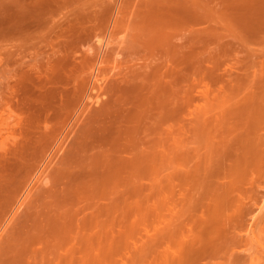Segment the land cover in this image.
I'll use <instances>...</instances> for the list:
<instances>
[{
  "label": "rangeland",
  "instance_id": "1",
  "mask_svg": "<svg viewBox=\"0 0 264 264\" xmlns=\"http://www.w3.org/2000/svg\"><path fill=\"white\" fill-rule=\"evenodd\" d=\"M62 1H63V3H62ZM67 1H68V3H67ZM69 1H71V3ZM73 1L72 0H65V1L64 0H0V107H1L0 108V165H1L0 166V173L4 169H6L5 167H8L7 165L12 164V162L9 160H11V159L14 160V158L17 157L16 159L20 160V161L19 160L17 161L18 163L25 162L27 159V161L30 163L32 162L33 164L32 163L31 164L34 165L35 167L36 166L40 167V165L43 163V166H41V168H43V167H45L46 164L51 163L50 167H49L50 171L48 169V173H49L48 178H50V180L52 179V176H54V172L59 168L58 165H61V162L63 159L62 158L63 152H61L57 158H54L55 160L54 161L52 160V162L51 161L48 162L49 159H51V158L47 157V158H49L47 160L48 163L46 162V164H45L44 163V161H46V160H44V159H46L45 155L48 154L49 151H47L45 149V147H43V145H42L43 142L42 143L41 142H39V143L35 142L36 144L34 145V141H33V143H32V141H27V142L32 143V144L29 143V146L31 145L30 149H29V146H27L26 140H31V139L33 140L34 139L36 141V138L38 139L39 136H41L43 133V131H41V130H43V129L46 130L47 127H49L50 125H52V126H50V128L52 127V130H55L57 132V131H60L61 129L67 127V125L71 124V122L73 121V118L77 114V112H75V111H76L77 106L80 105L78 103L79 102L81 103V101H82V98L80 101V97H84L83 95L85 93V90L87 92H89L87 89L91 90L90 88L92 85H91V81L89 78L90 75L88 76L86 71L89 73V72H91L90 68L93 69L96 66L97 56H98L100 50L102 49L101 47L103 44H106L105 41H108L107 39L109 37H107V36H110L109 40H111V41L108 42L110 47L107 46V47H109V49L107 48V51H106L107 53L103 54L102 59L104 61H103V63H100V66L102 65V67H101V71L98 75L99 79L96 81V84H99V85L102 82L103 83H102L101 88L98 89V92H96V89H94V90H92V92H90L93 95L94 94L96 95V93H97V96L94 95L93 99L86 98V96H85L84 102H88L91 106L89 107L88 111L82 116L83 118H80L81 122L79 121L80 123H77L78 126L80 124L84 125V123L88 120L86 118L90 117L97 107H100L101 102L106 99V96H110L108 94H110L109 92L111 91L112 85L114 86V85H116L117 82L119 83L120 80L122 78H124L125 76L131 75L133 73H137L136 71H139V69H140V71H139L140 73L145 72V71H141V66H143L142 67L143 70H145V69L148 70L151 64L155 65V63L159 62V59H157V57H156V60L154 59L155 57H153V59L155 60L154 61L152 59V57H151V59H150V56L147 57V51L143 52L141 50V49H143V45L145 44L146 41L153 39V37L156 35L155 32H157V35L154 38H156L158 36V33H159V35L165 31L172 33L173 30H176L179 27L181 28V26L183 27L186 24H188V25L190 24L191 26L189 25L190 26L189 29H193L195 31V34L196 35L198 34V36L195 35L196 38H199V39H196L195 37L193 39H191V41L184 39V37L186 38V36L189 34L188 31H183L182 34L176 35L178 37H173L174 39L172 38L173 42L178 43V44H181V42L183 43L184 41L185 42L188 41L186 46L184 44L185 42L183 43L184 45L182 44L183 46H181L182 47L181 49L184 51L190 50V52H193L194 51L193 49H195V51L193 53L196 52L195 54H193V59H192L193 65H192L191 61L189 62L190 64L189 63L184 64L185 67L183 64H181L182 66L178 65L179 66L178 70L182 67L181 71L180 70L178 71L177 69L174 70L175 72L173 71V75L171 76L172 83L169 84L170 86L168 84H166L167 86L164 88V89H166L167 87H169L171 89L172 88L175 89V87H176V88H178L177 90L175 89L176 91H172L174 89L170 90L169 88H167L166 90L167 91L169 90L170 92L169 91L168 92L162 91V93L165 92V93H170V94L165 95V94L161 93L162 95H164L163 97L161 96V94L159 95V97H152V98L149 97L148 98L149 101L152 99L149 102V101H146L147 100L146 95L143 94V93H145V91L142 90V88L141 89L137 88V89L125 90L124 91V100H125L126 96H127L126 100L127 99H128L127 101L130 100V102H127L125 100V102L131 104L132 100H133V102L135 99L137 101V102H134L135 103L134 109H133V105L131 107L133 109V111L135 110V112H136L135 114L133 113L134 115H136L135 117L133 114H131L133 111H131V113L128 112L127 109L130 108V106L128 108L126 107V106H128V104L124 107V105H125L123 103L124 101H122V102H120L121 100L119 101V103H122L123 105H121L119 103H114L117 101L111 102V104L108 105L110 114L108 115L107 119H110L109 118L110 116L115 117V114H117V113H118V115H116L117 118H114V120H116V121H117V119H118V121H120L123 118L122 120H125V119L131 120V122L133 124L138 125L139 123L135 122V121L136 120L138 121L139 119H141L143 121V125H144V122L146 121L145 126L147 128L144 126L142 127L144 131H145V128H146V130L149 129V124H147V123H150V121L151 120L153 121L155 118L160 119V117H162L164 115L165 118L163 117L164 119L162 121L161 128H162V131L164 132L163 133L164 137L166 136L165 139L168 140V138L171 136V134H169V133H171V131H173V132L175 131L176 134L178 132H180L177 136L180 138V140L183 144L182 143L180 144L182 147H179V150L181 149V151H184V152L181 153L178 150L180 152V155H181L178 158L180 159V157H181L182 163H181V159L178 160V162H175V161H174V163L171 162L173 164H175V163L177 164V166H178V167L176 166L177 171L173 170V169H175V168H173L175 166L171 167L172 165L171 166L169 165L172 168V169H170V170H172L170 176H168V173H170V171L166 169L168 172L166 175L167 177L165 178V174H164V178L162 176V179H161L160 174L163 173L164 171H166L165 165L168 162L170 163V161H172V160H170L169 158L164 159L167 162L166 163L163 161L165 163L163 165L165 168L162 167L164 170H162V172L160 170H158L159 172L155 174L154 172H157L156 168L159 169L158 166L160 165V164L157 165L159 163L157 160L156 161L158 163L156 164V161H155L156 155H154V157H153V155L151 156L148 152H146L147 149L144 150L145 148H142V150L144 152L141 150L142 154H140V155H143V158H144V156L147 154L144 159L148 162V165L152 168V170H149L150 173L148 171V172H145V174L150 175L151 171H152L153 174L160 176L159 179H161V180L164 179L165 183L163 181L160 182L161 180L158 179L157 180V181H159L158 184H155L157 186V189H158L159 187H161L160 183H163L162 187H164V188H162V189L160 188L157 191L156 186H154V188L156 189L158 194H159L160 190H162V191H160V193L164 191L163 192L164 196H162L163 200L161 199V196H160L162 193L157 195V194H153V192H152L155 190L152 186L154 185L155 182L157 183V181H156L157 176L155 177V175L154 176H152V174L150 175L152 178L155 177L154 183L152 182V180H154V179H152L150 176L149 177L152 179L151 182L149 180L150 178L146 177V175L140 176V177H146L147 179L141 181L142 179L139 178L137 180L138 182L136 183L135 187H137L138 184H139L138 185V187H139L141 184H144V182L147 181V183H145V185L146 184L148 186L152 185L151 187L153 189H151V187L148 188L147 186H145V188H148L149 189L148 191L151 192L150 193L147 190H145V193H147V195L144 194L146 198L145 197L142 198L141 197L142 195L140 193H139L140 196L138 194L135 195L134 192H137L136 191L137 189H135L132 192L131 198L133 201V206L131 207L130 212H129V221H128L129 225L128 224L126 225V222H125V226H124V224L122 225L119 223H118V225H116V227H115L116 240L114 243V250L112 252V255H110V257L108 259L106 254L105 255L102 254L104 256L99 258L98 262H99V264H120V263L125 264L126 263L125 261H127V263H128L129 259H131L128 264H134L135 261L139 263L140 259H142V260L146 261V263L144 261V264H147L151 261L154 262V264H157L162 257L163 261H164V259L170 260L171 261V262H169L170 264H173L174 263L173 261L183 260V259H184L183 264H184V262H186L185 264H195V263L196 264H206L205 262H207V264H221V263H218V261L220 260L221 262H223L224 261L223 259L226 258V256H225L226 253H228V254L229 253H234V254H241L242 253L243 254L245 252V250H244L245 246L243 245V242L238 240L240 229H238L236 227V225L238 223V221H237L238 214L240 212L238 214H235L234 211L231 210L230 211V213L232 212L231 214L227 213L229 208L225 209V210H227V212H226L222 208V207H224L225 204L220 206L217 203L219 202L218 200H219L220 195L226 196V194L229 192L227 190H229L230 187H227V186H231V185H226L227 182H228V184L229 183L233 184V185L236 184L235 186H232V188H235V189H233V192H234L235 197L237 196L239 198V200L241 201L240 202L238 200V202H240L242 204V206H244L243 208H245V211L246 210L249 211V209L254 207V204L256 203V201L260 200V198L262 197L261 193L264 192V0H213V1L212 0H199V1H197V0H192V1L191 0H109V1L108 0H73ZM64 2H66V3H64ZM197 3H198V5H197ZM18 4H20V5H18ZM74 4H75V6H74ZM102 6H104V7H102ZM111 6H113V7H111ZM198 6H200L201 9ZM105 7L107 9H105ZM108 8H109V10H108ZM202 8H203V10L207 9L206 13L208 10H210L209 13L211 12V14H207V15H211V16L202 17V19H201L200 18L201 16H199V15L200 14L202 15V13H200V12H202ZM100 9H101V11H100ZM221 9H222V11H221ZM194 10H195V12H197V11L199 12L201 10L199 12L200 14L194 13ZM115 11L117 12V14ZM4 12H6V13H4ZM99 12L100 13L102 12V13L98 14ZM122 12H123V14H122ZM203 13L206 15L205 11ZM195 14H196V16H195ZM197 14H198V16H197ZM160 17H161V19H160ZM221 17H222V19H221ZM154 18H156V19H154ZM206 18H207V20H206ZM208 18H210V19H208ZM80 19H81V22H80ZM148 19H149V21H148ZM212 19L215 22H213ZM208 20H210V21H208ZM82 21H84V22H82ZM98 21L100 22V24H98ZM140 22L141 23L143 22V23L140 24ZM210 22H211V24H210ZM159 23L164 24V25L162 24V27H160L163 29V31L156 29L158 26H161V24L158 25ZM93 25H95V26H93ZM209 25H211V27ZM61 26H63L64 29H60V28H63ZM152 26H154V27L152 28ZM155 26H157V27H155ZM174 26H177V28L171 29V28H174ZM203 26L204 27L206 26V28H204ZM91 27H93V28H91ZM141 27H142V30H141ZM169 27H170V29H169ZM146 28H149V29L151 28L152 29V30L150 29L151 32H150V30H148ZM108 29H109V31H108ZM111 29H112V31H111ZM138 29H140L141 31ZM33 31H35V32H33ZM207 31H209L213 37L210 34H208L209 32H207ZM99 32H100V34H99ZM67 33H68V35H67ZM138 33H140V34H138ZM151 33L152 34L154 33V34L152 35ZM202 33H203V35L201 37H199ZM26 34H28V35H26ZM122 34H123V36H122V38H120ZM125 34H127V35H125ZM179 35H184V36H181V40H180ZM18 36H20V37H18ZM94 36H96V37H94ZM146 36L149 39H147ZM70 37L73 39H71ZM137 37H139V38H137ZM119 38H120V41H119ZM140 38H141V40H140ZM142 38H143V40H142ZM43 39H44V41H43ZM68 39H69V41H68ZM89 39H91V40L89 41ZM117 39H118V41H117ZM131 39H132V41H131ZM175 39H177V40H175ZM123 40H125V41H123ZM114 41H115V43H114ZM195 41H197V42H195ZM47 43H48V45H47ZM59 43H60V45H59ZM142 43H144V44H142ZM56 44H58V45L54 46ZM141 44H142V46H141ZM73 45L75 48L72 47ZM92 45H93V48H92ZM118 45H120V46H118ZM122 45H124V46H122ZM127 45H129V46H127ZM132 45L134 46V48H132L133 47ZM64 46H66L67 48ZM81 46H82V49H81ZM125 46H126V49H125ZM188 46L190 49L188 48ZM138 47H141V49ZM51 48H52V50H51ZM86 48H91V49L87 51ZM53 49L56 51H53ZM58 49H60V50H58ZM80 49H81V51L85 50L84 53L81 52ZM131 49H133V50H131ZM137 49H138V51H137ZM93 50L98 51V53L93 51ZM66 51L71 55V57H69L70 55H68V53ZM135 51L138 53L141 51V53L138 54ZM86 52L87 53L89 52V53L87 54ZM91 52H93V53H91ZM145 52H146V54H145ZM53 53H54V55H52ZM73 53H75V54H73ZM116 53L119 55H117ZM47 55H49V56L52 55V56H50V58H49V56L47 57ZM129 55L131 57H129ZM136 55H139V56L137 57ZM144 55H146V58ZM45 56H46V58H45ZM56 56L60 60H57L58 58ZM85 56H87V58H88L87 60H89L91 62L87 63V61L85 60L86 59ZM63 57H65V58H63ZM76 57H79V58L77 59ZM90 57H92L91 58L92 60L90 59ZM47 58L49 59V61L53 62V64L58 65L61 62H63L64 64L63 63L60 64V65H62V68L60 67V70H59L57 65H56L57 68H55L54 67L55 65H54L53 66L54 68H52V69L50 68L51 70L46 69L47 66H45V65H47V62H48ZM195 58H196V60H195ZM63 59H64V61H63ZM121 59H123V60H121ZM45 60H46V64H45ZM128 60H129V62H128ZM132 60H134L133 61L134 66H133V63L130 62ZM148 60L149 61L151 60V61L149 62ZM57 61H59V63H57ZM81 61H83L85 63H83ZM135 61L138 63H135ZM195 61H196V63H195ZM54 62H56V63H54ZM77 63L79 65H77ZM149 63H151V64H149ZM88 64L90 66H92L93 64L94 65L92 67H89ZM147 64H149L148 67H147ZM36 65H38V66H36ZM128 66L129 67L131 66V67L129 68ZM137 66H138V69H135ZM139 66H140V68H139ZM84 67H87L86 68L87 70L83 69ZM88 68L90 71L88 70ZM35 69H37V70H35ZM80 70L82 71L81 73H80ZM118 72H119V74H118ZM129 72H130V74H129ZM80 74H82V76ZM84 74H87V75L84 76ZM120 76H122V77H120ZM84 77H85V79H84ZM87 77H88V80L86 79ZM105 86H107L106 87L107 90H106ZM172 86H174V87H172ZM177 86H179V87H177ZM178 90H180V91H178ZM142 91H144V92H142ZM141 95H143L144 99H146V100H144L143 96H141ZM60 96L63 98H61ZM165 96H166V98H165ZM90 97H92V95ZM139 97L142 98L141 101H143V100L145 101V103H143V102H142L143 104L141 103V106H140V104H138L139 103V101H138ZM161 97L163 99H161ZM5 98H7L8 100ZM164 98H165V100H164ZM63 99H66V100L69 99V103L72 105L69 104V106H68L67 104H63V103H68V101L66 102L65 100H64L65 101L64 102ZM122 99H123V97H122ZM167 99H169V100H167ZM95 100H97L99 103L97 102V104H96ZM153 101L155 103H152ZM14 102H17V103H14ZM57 102L59 104L61 103L60 107L64 105L63 111L60 110V108L58 110L59 104ZM133 102H132V104H133ZM148 102L151 105L148 107H145L144 106L145 104L149 105ZM9 103H10V105H9ZM170 103H172V104H170ZM112 104H113V106H112ZM116 104H118V105H116ZM110 105L112 106L111 111H110ZM120 105H121V107H120ZM152 105L154 107H152ZM170 105H172V106L168 107ZM16 106H18V107H16ZM65 106H68L69 108L68 107L67 108L69 110L66 109ZM71 106L73 109L71 108ZM135 107H137L138 109L140 108V111L139 110L136 111L137 108L135 109ZM143 107H145V108H143ZM123 108H126V111ZM163 108H166V109H163ZM186 108L188 111H186ZM150 109L152 111H154V113ZM201 109H203L204 111ZM14 110H16V111H14ZM129 110H131V109H129ZM165 110H166V113H165ZM169 110H170V112L174 111V113H176L177 116L173 115V113H170ZM30 111H31V113H29ZM116 111H118V112H116ZM144 111H145V113H143ZM191 111H194V114ZM137 112H138V114H137ZM14 113H16V114H14ZM89 113H90V116H89ZM140 113H142V116ZM146 113L148 116L146 115ZM19 114L21 117L24 116L23 117L24 119L20 118ZM42 114H43V116H41ZM49 114H51V117L49 116ZM61 114H63V115H61ZM67 114H68V116H67ZM130 114H131V116H130ZM143 114H144V117H143ZM165 114H167V116ZM57 115H58V117H57ZM152 115H153V117L151 119ZM171 115L177 117V118H175V121H177L179 123L178 124L179 129H178L177 124L174 123V121H173L174 119L172 118L173 116L171 117ZM199 115H203L204 117L202 116L200 118ZM47 116L49 117V119H51V121L50 120L47 121L48 123L45 122L48 126L46 124H44V122L43 123L41 122L43 120L45 121L44 117L47 119ZM168 116H170V117H168ZM196 116L198 119L196 118ZM30 117H34V119L36 117V120H38V121L41 120V121H40V123L34 124V126L36 127L35 129H38L37 131L32 127L34 129L32 131L35 132V135H33L34 133L31 132L32 134L28 136L27 134L28 133L30 134L31 130L29 131L28 130L29 127H26V122L28 120L27 118L30 119ZM132 117H134V118H132ZM136 117H137V119H136ZM139 117H141V118H139ZM84 118L86 119V121ZM17 119L20 122L16 121ZM147 119H149L150 121L148 120L149 122H147ZM167 119L169 121H167ZM170 119H173V120H170ZM196 119H197V121H196ZM64 120H65V122H64ZM112 120H113V118L111 119V121ZM203 120L205 121V123ZM202 121H203V123H201ZM209 121H210V123H209ZM167 122H168V124H167ZM41 123L44 124V126H46V128L45 127H43V128L39 127V124L42 126ZM49 123H50V125H49ZM197 123L200 125H198ZM20 124H22V125H20ZM105 124H106V126L105 125L104 126L106 127L107 131L111 132L110 129L113 130V132H111V133H113L115 136V133H114V131L116 132V130L114 129L115 124L111 123L113 125H111V127L108 126L109 130L107 128L106 122H105ZM141 124H142V122L138 125L139 130L141 129L140 128ZM169 124H170L171 130L168 126ZM57 125H59V126H57ZM63 125H64V127H63ZM108 125H110V124H108ZM185 125H186V127H185ZM78 126L77 125L75 126L74 131L72 132V135L74 133L75 134L73 136L71 135L72 139L71 138L68 139V141L70 139L71 140L66 143L64 150L68 149V147H69V149H70V147H72L71 143L74 142L75 138L78 136L80 130L82 129V125H80L79 127ZM172 126H174V128ZM207 126H208V128H207ZM77 127H78V129L81 127V129L78 130V129H76ZM150 127H151V125H150ZM199 127H201L200 129L203 128L202 131H200ZM26 128H27V131H26ZM39 128H41V129L39 130ZM48 129L46 132L49 133V131H50V133H51L52 130L50 129L48 131ZM75 129L77 132L75 131ZM246 129H248L250 131V133H252V131H253V133L251 134V137L253 139H255L254 140L255 143L253 142L255 145V146L253 145V147L255 148V151H254L255 153L253 152L254 149H253L252 145L250 146V144H249V147H252L253 150L249 149L247 147L248 146L247 143H246L247 146L246 145L242 146L243 148L245 147L247 150L249 149L252 151V154H251V151L245 152V153H249L250 154L249 156H247L248 154L245 155L244 152L241 151V150H245V149H242L241 147H239V151L237 153V156L239 157V153L242 152V154H240V157H239V158H241V160L240 159H238V160H240L239 163H243V164L239 165V164H237L238 160H236L237 159L236 158L237 156L235 155L236 153L235 154L233 153L234 151L236 152L238 149L234 150L233 148L236 149V146L234 145V143L238 140H241V137H242L241 135H244L245 133L249 134V131H247ZM253 129H255V131L257 133H255V131ZM143 130H141L140 132H142ZM229 130H231V131H229ZM244 131H246V132H244ZM26 132H28V133H26ZM108 132H105V134H107ZM145 132H149V130L145 131ZM241 132L242 133L244 132V134H240ZM36 133H38V134H36ZM44 133H43V135H44ZM111 133H108L109 136H113V135H111ZM190 133H192V134H190ZM103 134H104V132H103ZM126 134H128V133H126ZM142 134H146V133H142ZM101 135H99V136H101ZM118 135H120V134H118ZM122 135H123V133L119 137L115 136L116 138L113 136L114 137L113 141H110L111 138L109 137L110 140L107 139L108 142L104 138V137H106V135L104 137L102 136V138H104V141H106L107 143L114 142V144L116 143V140L118 138V141L116 144H117L118 148L121 147V149H122V147L123 148L125 147L124 150L122 149V152L125 153L124 152L125 149L128 150V148H126L127 145L124 146L125 145L124 142L126 139H123V138H127V136L124 134L122 137ZM234 135H235V137H234ZM236 135H238L240 138ZM24 136L25 137L27 136L30 138L29 139L26 138V140H25ZM34 136H36V138ZM99 136H97L95 138V140H96L97 144L102 145L103 141L101 142V140L99 139L100 138ZM228 136H229V140H228V138H226ZM190 137H191V140L189 139ZM248 137H245V139H248L247 141H250L251 140L250 136H248ZM254 137H256V138H254ZM23 138H24V140H23ZM106 138H108V137H106ZM243 138H242V140H243ZM121 139L123 141H121ZM165 139H164V141H165ZM186 139L189 142V144H187L188 142L186 141ZM188 139L190 141H192L193 139L194 140L192 142H190ZM203 139H204V141H201ZM207 139H209V140H207ZM245 139H244V143L246 142ZM22 140L25 141L26 145L23 144ZM42 141H44V140H42ZM97 141H99V142H97ZM194 141H195V143H193ZM165 142H167V141H165ZM239 142H237V143H239ZM237 143H235V144H237ZM240 143H242V145H244V143L242 141ZM240 143H239V145H240ZM250 143L252 144V142H250ZM151 144H153V142L150 143V145H149V143L147 145H149L151 147L152 146L155 147V143L153 145H151ZM204 144H206V145H204ZM22 145L25 146V149H24V146H22ZM37 145L39 146V148ZM106 145H108V144H105V142H104L102 147L105 150L107 148H109V151H108V149L106 150L108 155L110 154V156H111V157L109 156L108 164H109V166H111V168L114 167L116 170H118L119 167L121 166L122 161L125 162V159H123L125 156L123 157L122 152H120L121 150L118 151V152H120L121 158L118 155L119 153L112 151V150H116V148H114V146L112 148H110L113 145V143H112V145H108L109 147H106ZM158 145H161V143H159ZM32 146L35 148L37 147V149L35 150L34 148H32ZM66 146H68V147L66 148ZM183 146H185V147L187 146V147L185 148ZM194 146H196V147L193 148ZM232 146H233V148L231 149L230 147H232ZM237 146H238V144H237ZM151 147L148 149V151L150 152L151 150H154V154H155V152H157L156 149H158V150L160 149V151L164 149L163 147H161V148L156 147V149L155 148L151 149ZM212 147H214V148H212ZM228 148H230L231 151H233V150L234 151L231 152L230 149H228ZM240 148H241V150H240ZM17 149L18 150L20 149L21 151L19 152ZM95 150L92 147V149H90L89 153H93ZM117 150H119V149H117ZM194 150H196V151L194 152ZM17 151L20 154L17 155V153H16ZM66 151L67 150H65V152ZM110 151H111V153H110ZM165 151L166 150H164L162 152L165 153ZM167 151H169V150L167 149ZM186 152H187V154H186ZM216 152H218V153H216ZM29 153H32V156ZM39 153H40V155H39ZM116 153H117V155H116ZM213 153L217 156H214ZM231 153H233V154H231ZM33 154L37 155V156H34ZM126 154H124V155H126ZM205 154H207V155H205ZM14 155H15V157H14ZM19 155H21L25 160L22 158H18ZM26 155L27 156L29 155L31 157L28 156V158H25ZM183 155H184V157H183ZM242 155L244 158L241 157ZM254 155H255V157H253ZM112 156H115V157H112ZM126 156L128 157V155H126ZM185 156H186L187 160L189 159V156L191 157L189 160L190 162L185 161L186 160V159H184ZM245 156H246V160L248 157L249 161L244 160ZM11 157H13V158H11ZM40 157H42V158L40 159ZM233 157L236 159L234 160ZM140 158H141V156H140ZM42 159H43V161H42ZM56 159H58V160H56ZM149 159L151 160V162L149 161ZM59 160H60V162H59ZM167 160H169V161H167ZM197 160H198V162H196ZM200 160H202V162H204L203 163L204 165L202 164V162L200 163ZM8 161H9V164H8ZM40 161H42V162H40ZM219 161L220 162L222 161V162L220 163ZM244 161L247 162L246 165H244V163H245ZM4 162H6L5 166L3 165ZM117 162H119L120 166ZM192 162H193V164H192ZM195 162L199 167L197 165L196 166L194 165ZM27 163H26L25 167L29 164V163L28 164ZM115 163L117 165H115ZM154 163L157 165L156 168L154 166ZM184 163L187 164L188 166L185 165ZM188 163L189 164L191 163V164L189 165ZM198 163H200V164H198ZM161 164H163V163H161ZM32 165L31 166L28 165L29 169L31 171H32V169H31L32 167H33V169L35 168ZM200 165H202V166H200ZM242 165H244L246 169L243 168L244 166L241 167ZM54 166H55V168L53 169L52 167H54ZM153 166H154V168H153ZM166 166H168V165H166ZM191 166L192 167L195 166V170H194V167L192 168L194 173H193V171H189V170H192V169H190ZM25 167H24V163H23V166L20 167V169H18L16 172H14L15 177L12 174L13 177H11V179L12 178L13 179L12 180L10 179L11 180L10 182L18 181V179L23 174V172H26L25 169H28ZM160 167H161V165H160ZM197 167L199 168L198 170H196ZM200 167H202V168H200ZM22 168H23V170H22ZM149 168H147V170ZM178 168L181 170L179 171ZM203 168H204V170H203ZM1 169H3V170H1ZM120 169H122V166ZM13 170H15V169H13ZM19 170H21L20 174H19ZM199 170L201 171L200 173L198 172ZM121 171L124 172L123 170H121ZM121 171H120V173H122ZM36 172H37V169H36ZM36 172L34 170V172L32 174V176H33L32 180L35 179V176H37L35 174ZM130 172H132V171L130 170ZM195 172H196V174H195ZM17 173L20 175L19 177L17 176ZM125 173H127V174L121 175V177H122V179H120L121 181H124V180L126 181V179H125L127 177L126 175H129V173L128 172H125ZM173 173H175V174L172 175ZM180 173H181V176H179ZM182 173L184 175L186 173V175L183 176ZM189 173H192V176ZM204 173H205V175H204ZM227 173H228V175H227ZM34 174H35V176H34ZM102 174L103 173H101V177H102ZM132 174H133V172H132ZM132 174L130 173L129 176H133V177L128 176V178H130V180L127 179V181H131V182L133 181V185H134V181L136 182L135 179H137L138 177L135 174H133V175ZM201 174H203V175H201ZM219 174H220V177L218 176ZM124 175H125V177H123ZM161 175H163V174H161ZM188 175H189V178L187 177ZM199 175H200L201 179L196 178V177H199ZM16 176L18 177V179L16 178ZM77 176L78 175H75V176L73 175V177H76L77 178L76 180L78 181ZM228 176H229L231 181L229 180ZM80 177L81 178H79L78 183L82 180V184H84V186H85L87 184V182L85 181L86 182V184H85V183H83V181L86 179L84 178V176L82 174ZM134 177H136V178H134ZM194 177L196 178V180ZM209 177H210V179L211 178L212 179L210 180ZM217 177H218V179H217ZM224 177L227 178L230 182L227 179H225ZM73 179L74 178L71 177L72 181H74ZM197 179H199V181H201L203 184L201 182H199ZM38 180H41V179H36V181L33 180V183L30 182L29 187L33 186L34 187L33 190L38 191V193L35 192V193H37V194H35V196L38 198V200L40 199L42 201V199L44 197L42 193L47 187L50 186L49 184H51V183H50V181H49V184H48V182H46L47 185H45V183H44V185H45V188H44V185L42 187V184L44 181L38 182ZM139 180L141 181V183ZM148 180L150 183L148 182ZM173 180H175V181H173ZM212 180H214V181H212ZM226 180H227V182H226ZM178 182H180V183H178ZM198 182H199V184H197ZM205 182L207 185L206 184L204 185ZM222 182L223 183L226 182V183L222 184ZM171 183H173V185ZM183 183H185V185ZM193 183H195V184H193ZM79 184H81V182ZM79 184H77V186ZM165 184H167L169 186H166ZM180 185H182L183 187L182 186L180 187ZM219 185L220 186L225 185V187H224L225 189L222 188V186L220 187ZM81 186H83V185H81ZM81 186H79V188H82ZM172 186H173V188H171ZM188 186L190 188H188ZM204 186H206V187H204ZM236 186H238V187H236ZM166 187L169 188V190H167ZM201 187L204 188V189L202 188L203 189L202 192H203L204 196L207 197V199L204 196H202L203 194L201 192ZM170 188H171V190H170ZM179 188L182 189L183 192ZM195 188L198 190V192ZM198 188L200 189V192H199ZM218 188H220V192H219ZM232 188H230V191L232 190ZM236 188H238L239 190ZM88 189H90V188H88ZM88 189H87V187H85V189H84L85 192L88 191ZM92 189H94V188H92ZM92 189H90L89 191L91 192ZM172 189L174 191L175 190L176 191L174 192ZM207 189L210 192L212 191V189H214L215 194H213V191H212V194H213L212 195L210 192H208ZM217 189H218V192H217ZM222 189H224L225 191ZM33 190H32V193H30V195H29L30 198L28 197L25 200L26 202L24 203V205H22V207L20 209L23 211V213H22V211L18 210L17 213L12 218L13 221L11 220L10 222H8V224L5 220L8 218L7 221H9L10 215L15 210L14 208H16L17 206H15L14 200L13 201L11 200L12 202L10 201L8 205L5 204L6 206L5 205L0 206V209H1L0 214L6 215V216H4L5 219H4V217L0 218V224H1L0 233L2 232V235H0L2 238V240L0 242L1 248L5 247L7 245V241L10 239L9 238L10 235H9L8 239L6 238V240H4L5 237H7V235L9 233L12 236L13 232L20 226L22 218L25 219L24 218V216H26L25 212L27 211L26 212L27 214H28V211L30 212L31 208H29V206L30 207L33 206L35 208L36 206H38L41 203V201H38L37 198L34 195H32L34 192ZM80 190H82V189H80ZM95 190L96 189L92 190L93 196L96 195L97 190L96 191ZM192 190H194V192ZM206 190L208 193L206 192ZM77 191H78V194L82 192V191L80 192L79 190H77ZM94 191H95V193H94ZM165 191H167V192L169 191L168 193H170V191H172L171 192L173 194L172 199H169V198H171L172 194L167 195L168 193ZM223 191H224V193H223ZM204 192L207 195H205ZM225 192H227V193H225ZM233 192H232V194H233ZM2 193H3V191L1 190V192H0L1 196L3 195ZM17 193L13 194V197H15V199L18 195ZM119 193H121V195ZM165 193H167L166 195L168 196V198L165 197L166 196ZM177 193L180 195H178ZM185 193L188 196L185 195ZM198 193L202 194V195H200V197L202 196L201 200H199L200 198L198 196L199 195ZM216 193H220V195L219 194L217 195ZM221 193H223V194H221ZM15 194H17V195H15ZM70 194H73V193L70 192L68 195H70ZM82 194H84V191H83V193L79 194V197ZM88 194H89V192L85 195L87 196ZM115 194H116V196L117 195L123 196L124 195L123 187L120 186L119 190H118V194H117V192ZM208 194H209V196L212 195V197L215 196V197H213V200L216 197H218V198H216V200H214L216 202L215 205L213 204L214 201L210 202V200L212 198L208 199ZM4 195H5V191H4ZM134 195H135V197H137V200H138V196H139L140 201L139 200L138 201L141 203V206H138L139 202L137 203V200L134 199L135 198ZM194 195H196L198 197H196ZM227 195H228L227 196L228 199H229V196L230 197L233 196L230 194H227ZM73 196L75 198V195H73ZM93 196L90 195L91 198ZM106 196H108V195H106ZM116 196H114V197H116ZM185 196H187V197L192 196V197H190V199L188 200V198H186ZM10 197H11V195L9 196V198ZM66 197H67V195H66ZM69 197L70 196H68V198ZM72 197L70 198L72 201L70 199H67V201L69 203H67V201L66 202L63 201L62 199H64V198H62V199L59 198V199H61V201L59 200L60 202L58 201V203H60L59 205H60L61 209L60 208L59 209L61 212L71 211V213H73V210H74L73 214H75V212H77V214H78V211H79L78 209L85 210V207H83V206H84V203H86L87 198H85V197L82 198L83 196H81L80 199L77 198V199H75V202H74V200H73L74 198L72 199ZM76 197H78V195ZM195 197L199 200V203H198V200L195 199ZM235 197L233 196V198H235ZM237 197L235 198V200L232 198L233 199L232 201L234 203H236ZM141 198H142V200H144V202L141 201ZM33 199H36V200L32 201ZM119 199L120 198L118 197L117 200H119ZM191 199H192V201H190ZM76 200H78V201H76ZM87 200H89V198ZM173 200H175V202ZM62 201H63V203H61ZM163 201L165 202V204ZM169 201H171L170 204H169ZM177 201L179 203V206H178V203H176ZM193 201H194V203L192 204ZM34 202L36 203V206H35ZM37 202H39L38 205H37ZM70 202L71 203L74 202V206H72V204H70ZM82 202H83V205H82ZM103 202H105V201H103ZM166 202L168 204H166ZM185 202H186V204H185ZM208 202H209V204H208ZM11 203H12V205H11ZM32 203H33V205H32ZM143 203H145V204H143ZM230 203H232V202H230ZM175 204H177V205H175ZM189 204L191 206H189ZM210 204H213L212 206L214 207V209H216L218 207V206H216V204L219 205V208H217L215 211H218V209H221V213L220 212L217 213L216 216H213V213H212V216L210 215L211 216V218H210V216L208 214H210V210H211V208L213 209V207L210 206L211 208L209 210L207 208L204 209V206L208 207ZM9 205H10V208H9ZM13 205H14V208L11 207ZM27 205H28V208H27ZM75 206H78L77 207L78 211L75 210L76 209ZM198 206H200V207L198 208ZM215 206H216V208H215ZM33 207H32V210L34 209ZM71 207H72V210H69V209H71ZM74 207H75V209H74ZM80 207H82V208H80ZM187 207L192 208V209H188ZM194 207H196V208H194ZM11 208L14 210L12 211ZM168 208H170V209H168ZM197 208L199 209L198 210L200 213L199 216L197 214L198 211L195 213ZM3 209L5 212H3ZM187 209L191 212V214H189L190 212ZM200 209L202 211L204 210L206 215L201 214ZM222 209H223L225 214L222 213ZM90 210L91 209L86 210V211L90 212ZM116 210H118V208ZM164 210H166V211L164 212ZM167 210H168V212H167ZM176 210H178L179 212ZM207 210H208V212L206 213ZM192 211H194V213ZM18 212L19 213L21 212V214L19 215ZM118 212H119V210H118ZM17 214H18V216H17ZM83 214H84L83 218H85V214H87V212L84 213V211H83ZM195 214L197 216H195ZM226 214L228 216H230V217L227 216V219H226ZM78 215L77 216L80 218V214H78ZM117 215H119V214H117ZM193 215L195 218L193 217ZM168 216H169V218H168ZM217 216H219V217H217ZM223 216H225V219ZM14 217H15L16 222L18 221L19 223L15 224ZM78 217L75 218L76 221H75L74 217L72 218L74 220V224H75V222H77V219H79ZM196 217H200L201 219L198 218V220H197ZM203 217H204V220H203ZM86 218H87L86 220H88V217H86ZM2 219L5 221L4 225H3ZM228 219H229V221H228ZM80 220H83V219H80ZM227 221L229 223L231 222L230 223L231 226L228 225V227H227ZM58 222H59V220H58ZM212 222H213V224H212ZM217 222H218L219 227H217L218 225L217 226L215 225V224H217ZM5 223L7 224V226H5L6 225ZM53 223L55 224V223H57V221L53 222ZM195 223H197V224H195ZM201 223H203L204 225ZM233 223H234V225H233ZM199 224H200V228H199ZM51 225H53L52 222L49 226H51ZM69 225L70 224H68V226ZM178 225H180V226H178ZM4 226L7 229H5L6 232L3 233ZM175 226L177 228H175ZM211 226L213 228L212 230H211ZM234 226L236 228H234ZM11 227H12V229H11ZM225 227L227 228L228 231L226 230ZM62 228L63 227H61V229ZM178 228H180V230L181 229L182 230L178 231ZM8 229H9V233H8ZM63 229H64L63 231L65 232V228H63ZM213 230H214V232H213ZM205 231H206V233H205ZM242 232H244V231H242ZM173 233L176 236H173ZM177 234H179V236ZM180 234H181V236H180ZM208 234L210 235L211 238L209 239V237H208V241H207V237H205V236H207ZM198 235L200 236V238ZM225 235H227V237H225ZM261 241H262V243H264V234H262V236H261ZM165 242L170 243V246L172 245V243L175 245H177V243H180V247L182 246V250H180L178 252V250H179V248H178V250L176 249V254L174 253L175 250L173 251V253H174L173 254L172 248L169 249L168 248L169 244H166ZM262 245H264V244H262ZM173 246L174 245H172V247ZM191 246H193V247H191ZM177 247H179V244ZM194 248L195 249L197 248V250L195 251ZM184 249H185V253H184ZM215 249H220V250H215ZM169 253H171L172 255L171 254L169 255ZM195 254H197V255H195ZM228 254H227V258H228ZM200 256H202V257L200 258ZM175 258H176V260H175ZM198 258H200L201 260ZM134 259H135V261H134ZM154 259H157V260H154ZM106 260H108V261H106ZM185 260H187V261H185ZM156 261H158V262L156 263ZM215 262H217V263H215ZM140 263L143 264V262H140ZM160 263H161V261L159 262V264ZM164 263H165V261H164ZM169 263H167V264H169ZM175 264H182V263L181 262L179 263V261H178ZM226 264H228V261Z\"/></svg>",
  "mask_w": 264,
  "mask_h": 264
},
{
  "label": "bare ground",
  "instance_id": "2",
  "mask_svg": "<svg viewBox=\"0 0 264 264\" xmlns=\"http://www.w3.org/2000/svg\"><path fill=\"white\" fill-rule=\"evenodd\" d=\"M65 1V0H64ZM73 1V0H72ZM109 1V0H108ZM107 1V2H108ZM192 1V0H191ZM197 1H199V0H197ZM213 1V0H212ZM37 2V1H36ZM70 3H71V1H69ZM74 2V1H73ZM151 2V1H150ZM174 2V1H173ZM195 2V1H194ZM219 2V1H218ZM4 3V2H3ZM34 3V2H33ZM56 3V2H55ZM62 3H63V1H62ZM64 3H66V2H64ZM67 3H68V1H67ZM69 3V4H70ZM106 3V2H105ZM104 3V4H105ZM109 3V2H108ZM178 3V2H177ZM190 3V2H189ZM203 3V2H202ZM201 3V4H202ZM225 3V2H224ZM73 4V3H72ZM110 4V3H109ZM200 4V5H201ZM206 4V3H205ZM208 4V3H207ZM18 5H20V4H18ZM23 5V4H22ZM29 5V4H28ZM60 5V4H59ZM68 5V4H67ZM77 5V4H76ZM119 5V4H118ZM187 5V4H186ZM197 5H198V3H197ZM196 5V6H197ZM69 6V5H68ZM74 6H75V4H74ZM107 6V5H106ZM109 6V5H108ZM193 6V5H192ZM20 7V6H19ZM30 7V6H29ZM57 7V6H56ZM59 7V6H58ZM64 7V6H63ZM102 7H104V6H102ZM111 7H113V6H111ZM195 7V6H194ZM193 7V8H194ZM198 7H200V6H198ZM2 8V7H1ZM7 8V7H6ZM18 8V7H17ZM16 8V9H17ZM47 8V7H46ZM119 8V7H118ZM141 8V7H140ZM192 8V9H193ZM59 9V8H58ZM103 9V8H102ZM105 9H107L106 7H105ZM184 9V8H183ZM200 9H201V7H200ZM209 9V8H208ZM26 10V9H25ZM31 10V9H30ZM40 10V9H39ZM64 10V9H63ZM108 10H109V8H108ZM187 10V9H186ZM196 10V9H195ZM195 10H194V13H198V14H200V13H202V15L200 14L199 16H201L200 18L202 19V17H206V16H211V15H207V14H211V12L209 13V11L210 10H208L207 11V13H206V10H203V8H202V12H195ZM17 11V10H16ZM62 11V10H61ZM99 11V10H98ZM97 11V12H98ZM100 11H101V9H100ZM105 11V10H104ZM150 11V10H149ZM157 11V10H156ZM182 11V10H181ZM205 11V13H206V15L203 13ZM221 11H222V9H221ZM58 12V11H57ZM63 12V11H62ZM103 12V11H102ZM101 12V13H102ZM107 12V11H106ZM105 12V13H106ZM116 12V11H115ZM188 12V11H187ZM191 12V11H190ZM4 13H6V12H4ZM64 13V12H63ZM62 13V14H63ZM100 12L98 13V14H101ZM104 13V14H105ZM120 13V12H119ZM56 14V13H55ZM66 14V13H65ZM111 14V13H110ZM116 14H117V12H116ZM122 14H123V12H122ZM155 14V13H154ZM191 14V13H190ZM189 14V15H190ZM198 14H197V16H198ZM31 15V14H30ZM34 15V14H33ZM44 15V14H43ZM121 15V14H120ZM140 15V14H139ZM100 16V15H99ZM102 16V15H101ZM151 16V15H150ZM194 16V15H193ZM195 16H196V14H195ZM126 17V16H125ZM142 17V16H141ZM29 18V17H28ZM66 18V17H65ZM100 18V17H99ZM158 18V17H157ZM199 18V19H200ZM101 19V18H100ZM107 19V18H106ZM153 19V18H152ZM154 19H156V18H154ZM160 19H161V17H160ZM198 19V18H197ZM208 19H210V18H208ZM221 19H222V17H221ZM225 19V18H224ZM163 20V19H162ZM204 20V19H203ZM206 20H207V18H206ZM205 20V21H206ZM62 21V20H61ZM101 21V20H100ZM115 21V20H114ZM148 21H149V19H148ZM155 21V20H154ZM157 21V20H156ZM160 21V20H159ZM208 21H210V20H208ZM212 21H213V19H212ZM221 21V20H220ZM80 22H81V19H80ZM82 22H84V21H82ZM88 22V21H87ZM147 22V21H146ZM199 22V21H198ZM203 22V21H202ZM207 22V21H206ZM213 22H215V21H213ZM66 23V22H65ZM91 23V22H90ZM117 23V22H116ZM143 23V22H142ZM141 22H140V24H142ZM158 23V22H157ZM188 23V22H187ZM59 24V23H58ZM68 24V23H67ZM98 24H100V22L98 21ZM97 24V25H98ZM155 24V23H154ZM161 23H159L158 25H160ZM163 24V23H162ZM162 24H161V26H155V27H157L156 29L157 30H160V31H163V29L162 28H160V27H162ZM209 24V23H208ZM210 24H211V22H210ZM30 25V24H29ZM63 25V24H62ZM118 25V24H117ZM121 25V24H120ZM164 25V24H163ZM190 25V24H189ZM188 24H186L185 26H181V28L179 27L178 29H176V30H173L172 31V33H170V32H163L162 34H160L159 35V33H158V36L156 37V38H154L156 35H157V32H155L156 33V35L153 37V39L151 40H148V41H146L145 42V44L144 43H142V44H144L143 45V49H141V47H138V48H140L143 52L144 51H147V57L148 56H150V59H151V57H152V59H153V57H155L154 59L156 60V57H157V59H159V62L158 63H155V65L154 64H151V63H149V64H151L150 65V67H149V69L148 70H143V66H141V71H145V72H139L140 71V69H139V71H136L137 73H133V74H131V75H128V76H125L124 78H122L121 80H120V82L118 83H116V85H112V88H111V91L109 92L110 94H108V95H110V96H106V99L105 100H103L102 102H101V104H100V107H97L95 110H94V112L92 113V115L90 116V113H89V116L90 117H88V118H86V119H88L87 121H86V119H85V123H84V125L83 124H80V125H82V129H81V127L79 128V129H81L80 130V132H79V134H78V136L75 138V140H74V142H70L71 143V145H72V147H70V149H69V147L68 146H66V148L68 147V149H65V150H67L66 152H65V150H64V147H65V145H66V143L67 142H69L71 139H72V137H71V135H72V132L74 131V128H75V126L77 125L78 126V124L77 123H80L81 121V119L80 118H83L82 116L88 111V109H89V107L91 106L88 102H84V98H85V96H86V98H91V99H93V96L95 95H93L92 93H90V92H92V90H94V89H96V92H98V89H100L101 88V86H102V83L99 85V84H96V81L99 79V77H98V75H99V73H100V71H101V67H102V65L100 66V63H103V59H102V57H103V54L104 53H107L106 51H107V48L109 49V43L108 42H110L111 40H109V38H110V36H107V37H109L107 40L108 41H105L106 42V44H103L102 45V49L100 50V52H99V54H98V56H97V60H96V66L92 69V68H90L91 69V72H87L86 71V73L88 74V76L90 75V81H91V90H89V89H87L89 92H87L86 90H85V93H84V97H80V101H81V98H82V101H81V103L79 102L78 104H80L79 106H77V108H76V111L75 112H77V114H76V116L73 118V121L71 122V124L70 125H67V127H65V128H63V129H61L60 131H55V130H52V127L50 128V126H52V125H50V123H49V127H47V129H48V131L51 129L52 131H51V133H50V131H49V133H47L46 131H47V129L45 130V129H43V130H41V131H43V133H44V135H43V133H42V135L41 136H39V138L37 139L36 138V136H34L35 138H36V141L33 139H31V140H26V138L27 139H29L30 137H25L24 136V138H25V140H26V143H27V146H29V143L30 142H27V141H32V143H33V141H34V145L36 144V143H39V142H43L42 143V145H43V147H45V149L47 150V151H49V153L48 154H46L45 155V157H46V159H44V160H46V161H44V163L46 164V162H47V160L49 159V158H47V157H50L51 159H49V161L48 162H52V160L54 161L55 159L54 158H57L59 155H60V153L61 152H63L62 153V162H61V165H58L59 166V168L54 172V176H52V179L50 180V178H48V175H49V173H48V169H49V167H50V164L51 163H48V164H46L45 165V167H43V168H41V166H43V163L40 165V167H38V166H34V165H32L30 162H28L27 161V159H26V161L29 163H27L26 161V163L28 164V165H32V166H34L35 168L33 169V167L31 168L32 169V171L29 169V166L27 165L26 167H25V165H26V163L25 162H20V163H18L17 161L19 160V159H16L17 157H15V155H14V160L13 159H11V160H9V161H11L12 162V164L10 165L9 164V161H8V164L9 165H7L8 167H5L6 169H1V170H3V171H1V173H0V192H1V190L3 191V195H4V191H5V195L3 196H1L0 195V206H2V205H8L9 204V202L12 200H14V203H15V206H17L16 208H14V205L13 206H11V207H13L14 209H12L11 208V210L13 211L12 212V214L10 215V217H9V221H7L8 220V218L5 220L6 222H7V224H8V222H10L11 220H12V218H13V216L17 213V211L19 210V211H22V210H20L21 209V207H22V205H24V203L26 202L25 200L29 197V195H30V193H32V190L34 189V187L32 186V187H29L30 186V182L31 183H33V180H35L36 181V179H41V180H38V182H41V181H44L43 182V184H42V187H43V185H44V183H45V185H47V183L46 182H48V184H49V181H50V183L51 184H49L50 186L49 187H47L44 191H43V199H42V201L39 199L38 200V198L35 196V194H37L38 193V191H34L33 192V194L32 195H34L36 198H37V200L38 201H41V203L38 205V203L39 202H37V205L38 206H36V203L34 202V204H35V208L32 210V207H30L29 206V208H31L30 209V212L28 211V214L25 212V214H26V216H24V218L25 219H23L22 218V220H21V223H20V226L13 232V234H12V236H11V234L9 233V229H8V235H7V237H5V239L4 240H6V238L8 239V237H9V235H10V239L7 241V245L5 246V247H2L1 248V246H0V264H99V262H98V260H99V258H101L102 256H104L105 254L107 255V258L109 259V257H110V255H112V252H113V250H114V243H115V240H116V231H115V227H116V225H118V223L119 224H124V226H125V222H126V225L128 224V221H129V212H130V209H131V207L133 206V201H132V198H131V194H132V192L135 190V189H137L136 191L137 192H134V194L136 195V194H138L139 195V193L142 195L141 197L142 198H144L145 197V195H147V193H145V190H149L148 188H150L151 186H148L147 184L145 185V183H147V181H145L144 182V184H141L139 187H138V185H137V187H135L136 186V183L138 182L137 180L139 179V178H141L140 180L141 181H143V180H146L147 178L146 177H149L151 174H152V176H154L156 173H158L159 171L158 170H160L161 172H162V170H164L162 167H164L163 165L165 164L164 162H166V160H164V159H166V158H169L170 160H172V161H170V163L168 164L167 162V164L166 165H172L171 167H173V166H175V167H173V168H175V169H173L174 171L176 170L177 171V164L175 165V164H173L174 163V161L175 162H178V160H180L181 159V157H180V159L178 158L179 156H181L180 155V152L181 153H183L184 151H181V149L179 150V147H182L180 144L182 143L181 142V140H180V138L177 136L180 132H178L177 134H176V132L174 131H171V133H169V134H171V136L168 138V140L167 139H165V137H164V135H163V131H162V128H161V125H162V121H163V119L165 118L164 117V115L162 116V117H160V119L158 118V119H154L153 121L151 120L152 119V117H153V115L151 116V121L149 120V119H147V122H149L150 121V123H147V124H149V129H147L146 130V121L144 122V125H143V121L141 120V119H139V118H141V117H139L138 119V121L136 120L135 122H138L139 124L142 122V124H141V129L139 130V127H138V125H136V124H133L132 122H131V120H120V121H118V119H117V121L116 120H114V118H117L116 117V115H118V113L117 114H115V117L114 116H110L109 118L110 119H107L108 118V115L110 114V112H109V107H108V105L109 104H111V102H114V101H117V102H114V103H119V101L120 102H122V101H124L123 103L125 104L124 105V107L128 104V106H126L127 108L130 106V108H128L127 110H128V112L129 113H131V111H133V109H134V106H135V103L134 102H137L136 101V99L134 100V102H133V100L131 101V104L130 103H127V102H130V100L129 101H127L126 100V97H125V100L127 101V102H125V100H124V91L125 90H127V89H137V88H139V89H141L142 88V90H144L145 91V93H143V94H145L146 95V99H144V96L143 95H141V96H143V99L144 100H146V101H149L148 100V98L149 97H159V95L162 93V91H167L166 89L167 88H169V87H167L166 89H164L167 85L166 84H170V83H172V80H171V76L173 75V71L174 70H178V67L179 66H182L181 64H186V63H189L190 61H191V63H192V59H193V54H195V53H193L194 51H195V49H193L194 51L193 52H190V50H186V51H184V50H182L181 48V46H183L184 44H185V46H186V44L188 43V41L187 42H181V44H178V43H174L173 42V40H172V38L173 37H178V36H176V35H178V34H182L183 33V31H188L189 32V34L186 36V38L184 37V39H186V40H190L191 41V39H193L194 37L196 38V36H198V34L196 35L195 34V31L193 30V29H189V27L191 26H189ZM198 25V24H197ZM66 26V25H65ZM84 26V25H83ZM93 26H95V25H93ZM112 26V25H111ZM129 26V25H128ZM143 26V25H142ZM149 26V25H148ZM210 27H211V25H209ZM208 26V27H209ZM52 27V26H51ZM61 27H63V26H61ZM67 27V26H66ZM69 27V26H68ZM87 27V26H86ZM138 27V26H137ZM151 27V26H150ZM154 26H152V28H153ZM165 27V26H164ZM204 27V26H203ZM60 28V27H59ZM83 28V27H82ZM90 28V27H89ZM91 28H93V27H91ZM117 28V27H116ZM144 28V27H143ZM175 28H177V26H174V28H171V29H175ZM204 28H206V26L204 27ZM6 29V28H5ZM28 29V28H27ZM58 29V28H57ZM60 29H64V27L63 28H60ZM97 29V28H96ZM99 29V28H98ZM145 29V28H144ZM146 29H148V30H150L149 28H146ZM169 29H170V27H169ZM11 30V29H10ZM67 30V29H66ZM90 30V29H89ZM115 30V29H114ZM127 30V29H126ZM138 30H140V29H138ZM141 30H142V27H141ZM140 30V31H141ZM152 30V29H151ZM151 30H150V32H151ZM208 30V29H207ZM93 31V30H92ZM100 31V30H99ZM108 31H109V29H108ZM111 31H112V29H111ZM145 31V30H144ZM16 32V31H15ZM33 32H35V31H33ZM52 32V31H51ZM94 32V31H93ZM143 32V31H142ZM146 32V31H145ZM203 32V31H202ZM207 32H209V31H207ZM62 33V32H61ZM64 33V32H63ZM90 33V32H89ZM115 33V32H114ZM141 33V32H140ZM140 33H138V34H140ZM15 34V33H14ZM99 34H100V32H99ZM105 34V33H104ZM118 34V33H117ZM137 34V35H138ZM143 34V33H142ZM146 34V33H145ZM150 34V33H149ZM152 34V33H151ZM154 34V33H153ZM152 34V35H153ZM208 34H210V32L208 33ZM26 35H28V34H26ZM31 35V34H30ZM61 35V34H60ZM67 35H68V33H67ZM66 35V36H67ZM112 35V34H111ZM125 35H127V34H125ZM144 35V34H143ZM147 35V34H146ZM196 35V36H195ZM203 35V33L199 36V37H201ZM211 35V34H210ZM10 36V35H9ZM54 36V35H53ZM65 36V37H66ZM100 36V35H99ZM104 36V35H103ZM122 36H123V34L121 35V37L120 38H122ZM181 36H184V35H179V37H180V40H181ZM212 36V35H211ZM18 37H20V36H18ZM17 37V38H18ZM94 37H96V36H94ZM114 37V36H113ZM132 37V36H131ZM206 37V36H205ZM213 37V36H212ZM46 38V37H45ZM71 38V37H70ZM120 38H119V41H120ZM130 38V37H129ZM137 38H139V37H137ZM146 38H147V36H146ZM152 38V37H151ZM56 39V38H55ZM63 39V38H62ZM71 39H73V38H71ZM147 39H149V38H147ZM174 39V38H173ZM183 39V38H182ZM196 39H199V38H196ZM202 39V38H201ZM207 39V38H206ZM54 40V39H53ZM64 40V39H63ZM91 39H89V41H90ZM113 40V39H112ZM135 40V39H134ZM140 40H141V38H140ZM142 40H143V38H142ZM145 40V39H144ZM175 40H177V39H175ZM28 41V40H27ZM42 41V40H41ZM43 41H44V39H43ZM46 41V40H45ZM66 41V40H65ZM68 41H69V39H68ZM67 41V42H68ZM74 41V40H73ZM88 41V40H87ZM117 41H118V39H117ZM123 41H125V40H123ZM131 41H132V39H131ZM201 41V40H200ZM203 41V40H202ZM208 41V40H207ZM47 42V41H46ZM52 42V41H51ZM56 42V41H55ZM71 42V41H70ZM80 42V41H79ZM113 42V41H112ZM111 42V43H112ZM177 42V41H176ZM195 42H197V41H195ZM199 42V41H198ZM204 42V41H203ZM49 43V42H48ZM48 43H47V45H48ZM61 43V42H60ZM60 43H59V45H60ZM64 43V42H63ZM69 43V42H68ZM114 43H115V41H114ZM136 43V42H135ZM134 43V44H135ZM207 43V42H206ZM46 44V43H45ZM62 44V43H61ZM93 44V43H92ZM120 44V43H119ZM142 44H141V46H142ZM183 44V45H182ZM195 44V43H194ZM35 45V44H34ZM46 45V46H47ZM50 45V44H49ZM58 44H56V45H54V46H57ZM72 45V44H71ZM53 46V47H54ZM62 46V45H61ZM107 46H109V47H107ZM118 46H120V45H118ZM122 46H124V45H122ZM127 46H129V45H127ZM133 46V45H132ZM137 46V45H136ZM60 47V46H59ZM64 47H66V46H64ZM72 47H74V45L72 46ZM88 47V46H87ZM90 47V46H89ZM96 47V46H95ZM100 47V46H99ZM131 47V46H130ZM56 48V47H55ZM54 48V49H55ZM67 48V47H66ZM75 48V47H74ZM84 48V47H83ZM92 48H93V45H92ZM132 48H134V46L132 47ZM137 48V47H136ZM188 48H189V46H188ZM53 49V51H56V50H54ZM57 49V48H56ZM61 49V48H60ZM60 49H58V50H60ZM81 49H82V46H81ZM81 49H80V51H81ZM87 49V51L88 50H90L91 48H86ZM125 49H126V46H125ZM145 49V50H144ZM190 49V48H189ZM51 50H52V48H51ZM50 50V51H51ZM73 50V49H72ZM96 50V49H95ZM95 50H93V51H95ZM129 50V49H128ZM131 50H133V49H131ZM130 50V51H131ZM75 51V50H74ZM84 51L85 50H82L81 52H83L84 53ZM124 51V50H123ZM137 51H138V49H137ZM197 51V50H196ZM67 52V51H66ZM78 52V51H77ZM76 52V53H77ZM90 52V51H89ZM88 52V53H89ZM95 52H97L98 53V51H95ZM102 52V53H101ZM134 52V51H133ZM136 52V51H135ZM59 53V52H58ZM61 53V52H60ZM64 53V52H63ZM68 53V52H67ZM87 53V52H86ZM85 53V54H86ZM87 53V54H88ZM91 53H93V52H91ZM90 53V54H91ZM112 53V52H111ZM125 53V52H124ZM131 53V52H130ZM136 53H138V52H136ZM141 53V51L138 53V54H140ZM73 54H75V53H73ZM110 54V53H109ZM117 54V53H116ZM145 54H146V52H145ZM52 55H54V53L52 54ZM52 55H50V56H52ZM58 55V54H57ZM64 55V54H63ZM66 55V54H65ZM68 55H70L69 53H68ZM97 55V54H96ZM95 55V56H96ZM112 55V54H111ZM117 55H119V54H117ZM133 55V54H132ZM49 55H47V57H48ZM50 56H49V58H50ZM67 56V55H66ZM88 56V55H87ZM87 56H85L86 57V61H87V63H89V62H91V61H89V60H87L88 58H87ZM94 56V55H93ZM116 56V55H115ZM124 56V55H123ZM137 57L139 56V55H136ZM141 56V55H140ZM145 56V58H146V55H144ZM143 56V57H144ZM197 56V55H196ZM57 57V56H56ZM69 57H71V55L69 56ZM68 57V58H69ZM74 57V56H73ZM129 57H131L130 55H129ZM195 57V56H194ZM199 57V56H198ZM45 58H46V56H45ZM53 58V57H52ZM58 58V57H57ZM62 58V57H61ZM63 58H65V57H63ZM67 58V59H68ZM77 59L79 58V57H76ZM92 57H90V59H91ZM105 58V57H104ZM107 58V57H106ZM48 59V58H47ZM54 59V58H53ZM52 59V60H53ZM95 59V58H94ZM130 59V58H129ZM153 59V60H154ZM51 60V59H50ZM57 60H60L59 58L57 59ZM84 60V59H83ZM92 60V59H91ZM121 60H123V59H121ZM131 60V59H130ZM154 60V61H155ZM195 60H196V58H195ZM55 61V60H54ZM63 61H64V59H63ZM70 61V60H69ZM117 61V60H116ZM134 60H132V61H130V62H132L133 63V66H134V62H133ZM149 61V60H148ZM151 61V60H150ZM149 61V62H150ZM203 61V60H202ZM74 62V61H73ZM79 62V61H78ZM81 62H83V61H81ZM80 62V63H81ZM126 62V61H125ZM128 62H129V60H128ZM157 62V61H156ZM54 63H56V62H54ZM57 63H59V61H57ZM61 63H63V62H61ZM61 63H59L58 65L57 64H53V62H51V61H49V59H48V62H47V65H45V66H47L46 67V69H49V70H51L52 68H57V66H58V68H59V70H60V67L62 68V65H60ZM83 63H85V62H83ZM114 63V62H113ZM135 63H138V62H136L135 61ZM147 63V62H146ZM195 63H196V61H195ZM44 64V63H43ZM45 64H46V60H45ZM64 64V63H63ZM99 64V65H98ZM131 64V63H130ZM140 64V63H139ZM138 64V65H139ZM149 64H147V67H148V65ZM190 64V63H189ZM42 65V64H41ZM55 65V66H54ZM57 65V66H56ZM77 65H79L78 63H77ZM89 65V64H88ZM94 65V64H93ZM92 65V66H93ZM179 65V66H178ZM192 65H193V63H192ZM36 66H38V65H36ZM40 66V65H39ZM54 66V67H53ZM92 66H90L89 65V67H92ZM81 67V66H80ZM88 67V66H87ZM87 67H84L83 69H86ZM129 67V66H128ZM131 67V66H130ZM129 67V68H130ZM184 67H185V65H184ZM36 68V67H35ZM51 68V69H50ZM139 68H140V66H139ZM182 68V67H181ZM181 68L179 69L180 71H181ZM82 69V68H81ZM135 69H138V66L135 68ZM35 70H37V69H35ZM87 70V69H86ZM88 70H89V68H88ZM131 70V69H130ZM129 70V71H130ZM178 70V71H179ZM84 71V70H83ZM90 71V70H89ZM128 71V70H127ZM203 71V70H202ZM79 72V71H78ZM82 71L80 70V73H81ZM85 72V71H84ZM121 72V71H120ZM126 72V71H125ZM175 72V71H174ZM35 73V72H34ZM39 73V72H38ZM123 73V72H122ZM127 73V72H126ZM87 74H84V76L85 75H87ZM118 74H119V72H118ZM117 74V75H118ZM121 74V73H120ZM129 74H130V72H129ZM81 76H82V74H80ZM113 75V74H112ZM122 75V74H121ZM127 75V74H126ZM187 75V74H186ZM119 76V75H118ZM120 77H122V76H120ZM21 78V77H20ZM116 78V77H115ZM19 79V78H18ZM84 79H85V77H84ZM87 80H88V77L86 78ZM176 81V80H175ZM9 82V81H8ZM16 82V81H15ZM114 82V81H113ZM107 84V83H106ZM113 84V83H112ZM12 85V84H11ZM109 85V84H108ZM17 86V85H16ZM21 86V85H20ZM170 86V85H169ZM107 86H105V88H106ZM110 87V86H109ZM172 87H174V86H172ZM177 87H179V86H177ZM15 88V87H14ZM170 90H172V89H174V88H169ZM175 89L177 90L178 88H176L175 87ZM172 90V91H176V90ZM50 90V89H49ZM105 90V89H104ZM103 90V91H104ZM106 90H107V88H106ZM62 91V90H61ZM65 91V90H64ZM144 91H142V92H144ZM169 91V90H168ZM167 91V92H168ZM178 91H180V90H178ZM106 92V91H105ZM162 93V94H170V93ZM170 92V91H169ZM82 93V92H81ZM101 93V92H100ZM161 94V96L163 97L164 95H162ZM12 95V94H11ZM92 95V97H90ZM99 95V94H98ZM138 95V94H137ZM95 96H97V93H96V95ZM168 96V95H167ZM19 97V96H18ZM61 97V96H60ZM122 97H123V99H122ZM130 97V96H129ZM161 97V99H163ZM4 98V97H3ZM15 98V97H14ZM40 98V97H39ZM61 98H63V97H61ZM67 98V97H66ZM141 97H139V103L138 104H140V106H141V103L143 102V103H145V101L143 100V101H141L142 100V98L140 99ZM165 98H166V96H165ZM165 98H164V100H165ZM5 99H7V98H5ZM97 99V98H96ZM138 99V98H137ZM8 100V99H7ZM11 100V99H10ZM17 100V99H16ZM29 100V99H28ZM39 100V99H38ZM68 101V103H63V104H67L68 106H69V99L68 100H66V99H63V101ZM152 100V99H151ZM150 100V101H151ZM163 100V101H164ZM167 100H169V99H167ZM61 101V100H60ZM64 101V102H65ZM86 101V100H85ZM96 101V104H97V100H95ZM141 101V102H140ZM149 101V102H150ZM19 102V101H18ZM25 102V101H24ZM42 102V101H41ZM44 102V101H43ZM54 102V101H53ZM132 102H133V104H132ZM148 102V103H149ZM173 102V101H172ZM14 103H17V102H14ZM26 103V102H25ZM35 103V102H34ZM55 103V102H54ZM58 103V102H57ZM99 103V102H98ZM113 103V104H114ZM142 103V104H143ZM147 103V102H146ZM152 103H155L154 101L152 102ZM167 103V102H166ZM8 104V103H7ZM28 104V103H27ZM59 104V103H58ZM113 104H112V106H113ZM119 104H121V105H123L122 103H119ZM130 104V105H129ZM170 104H172V103H170ZM9 105H10V103H9ZM12 105V104H11ZM60 105H61V103L59 104V107H58V110H59V108H60V110H62L63 111V106H61L60 107ZM70 105H72V104H70ZM116 105H118V104H116ZM121 105H120V107H121ZM132 105H133V109L131 108L132 107ZM151 104L149 103V105H144L145 107H148V106H150ZM167 105V104H166ZM188 105V104H187ZM54 106V105H53ZM68 106H65V108L66 109H68L69 107ZM112 106L110 105V111H111V109H112ZM115 106V105H114ZM138 106V105H137ZM139 106V107H140ZM143 106V105H142ZM172 105H170V106H168V107H171ZM10 107V106H9ZM16 107H18V106H16ZM20 107V106H19ZM23 107V106H22ZM27 107V106H26ZM57 107V106H56ZM68 107V108H67ZM145 107H143V108H145ZM152 107H154L153 105H152ZM176 107V106H175ZM1 108V107H0ZM25 108V107H24ZM42 108V107H41ZM47 108V107H46ZM71 108H72V106H71ZM115 108V107H114ZM137 107H135V109H136ZM151 108V107H150ZM185 108V107H184ZM4 109V108H3ZM17 109V108H16ZM20 109V108H19ZM28 109V108H27ZM56 109V108H55ZM73 109V108H72ZM123 109H125V111H126V108H123ZM129 109H131V110H129ZM142 109V108H141ZM149 109V108H148ZM147 109V110H148ZM163 109H166V108H163ZM170 109V108H169ZM13 110V109H12ZM69 110V109H68ZM140 111V108L138 109L137 108V110L136 111ZM143 110V109H142ZM141 110V111H142ZM151 110V109H150ZM172 110V109H171ZM174 110V109H173ZM181 110V109H180ZM201 110H203V109H201ZM14 111H16V110H14ZM13 111V112H14ZM26 111V110H25ZM50 111V110H49ZM66 111V110H65ZM115 111V110H114ZM152 111V110H151ZM176 111V110H175ZM186 111H188L187 110V108H186ZM204 111V110H203ZM202 111V112H203ZM23 112V111H22ZM40 112V111H39ZM116 112H118V111H116ZM148 112V111H147ZM153 113H154V111H152ZM169 112H170V110H169ZM179 112V111H178ZM193 114H194V111H191ZM200 112V111H199ZM198 112V113H199ZM29 113H31V111L29 112ZM41 113V112H40ZM49 113V112H48ZM63 113V112H62ZM135 114L136 112H135V110L131 113V114ZM143 113H145V111L143 112ZM165 113H166V110H165ZM170 113H173V115H176V113H174V111L173 112H170ZM14 114H16V113H14ZM39 114V113H38ZM53 114V113H52ZM113 114V113H112ZM131 114H130V116H131ZM133 114V115H134ZM137 114H138V112H137ZM141 114V116H142V113H140ZM150 114V113H149ZM152 114V113H151ZM157 114V113H156ZM155 114V115H156ZM168 114V113H167ZM167 114H165L166 116H167ZM189 114V113H188ZM200 114V113H199ZM47 115V114H46ZM60 115V114H59ZM61 115H63V114H61ZM66 115V114H65ZM146 115H147V113H146ZM161 115V114H160ZM170 115V114H169ZM173 115H171V117L173 116ZM2 116V115H1ZM17 116V115H16ZM19 116H20V114H19ZM32 116V115H31ZM37 116V115H36ZM39 116V115H38ZM41 116H43V114L41 115ZM49 116L51 117V114H49ZM53 116V115H52ZM67 116H68V114H67ZM121 116V115H120ZM119 116V117H120ZM136 115H134V117H135ZM148 116V115H147ZM150 116V115H149ZM177 116V115H176ZM176 116H173L172 118L174 119H170V120H173L174 121V123H176L177 124V126H178V122L177 121H175V118H177ZM198 116V115H197ZM197 116H196V118H197ZM203 115H199V117L201 118ZM18 117V116H17ZM16 117V118H17ZM24 116H20V118H23ZM46 117V116H45ZM44 117V119H45V121L43 120V121H41V120H36V117H35V119H34V117H30V119L29 118H27L28 120H27V122H26V127H29L28 128V130L30 131V134L28 133V132H26V133H28L27 135L29 136V135H31L32 133L31 132H33L34 134L33 135H35V132L34 131H32V130H34L36 127L34 126V124H37V123H40V121L43 123L44 122V124H46V123H48L47 121L48 120H50L51 121V119H49V117L47 116V119ZM57 117H58V115H57ZM113 118V120L111 121V119ZM122 117V116H121ZM127 117V116H126ZM134 117H132V118H134ZM143 117H144V114H143ZM146 117V116H145ZM156 117V116H155ZM164 117V118H163ZM168 117H170V116H168ZM195 117V116H194ZM204 117V116H203ZM19 118V117H18ZM19 118V119H20ZM43 118V117H42ZM54 118V117H53ZM52 118V119H53ZM63 118V117H62ZM68 118V117H67ZM185 118V117H184ZM189 118V117H188ZM187 118V119H188ZM199 118V119H200ZM24 119V118H23ZM41 119V118H40ZM57 119V118H56ZM59 119V118H58ZM107 119V120H106ZM136 119H137V117H136ZM198 119V118H197ZM197 119H196V121H197ZM204 119V118H203ZM208 119V118H207ZM144 120V119H143ZM149 120V121H148ZM177 120V119H176ZM16 121H18V122H20L18 119L16 120ZM80 121V122H79ZM167 121H169L168 119H167ZM204 121V120H203ZM203 121L201 122V123H203ZM208 121V120H207ZM17 122V123H18ZM46 122V123H45ZM64 122H65V120H64ZM70 122V121H69ZM105 122L107 123V128H108V126L109 127H111V125H113V124H111V123H114L115 124V130H116V132L114 131V133H115V136L116 137H119V136H121V134L123 133V135L125 134L126 136H127V138H123V139H126L125 140V142H124V146H126L127 145V147L126 148H128V150H126L125 149V153H123L122 152V149L124 150V148L122 147V149H121V147L120 148H118V146H117V141H118V138H117V140H116V143L114 144V142H111V143H107L108 141H107V139L108 140H110L109 139V137L111 138V140L110 141H113L114 140V134L113 133H111V132H113V130H111L110 129V131L111 132H108L107 131V129H106V124H105ZM110 122V123H109ZM166 122V121H165ZM172 122V121H171ZM41 123V124H42ZM83 123V122H82ZM173 123V122H172ZM182 123V122H181ZM194 123V122H193ZM204 123H205V121H204ZM209 123H210V121H209ZM44 124H42V126L39 124V127H41V128H43V127H45L46 128V126H44ZM57 124V123H56ZM108 124H110V125H108ZM167 124H168V122H167ZM198 124V123H197ZM20 125H22V124H20ZM47 125V124H46ZM79 125V126H80ZM105 125V126H104ZM150 125H151V127H150ZM198 125H200V124H198ZM204 125V124H203ZM37 126V125H36ZM48 126V125H47ZM57 126H59V125H57ZM69 126V127H68ZM78 126V127H79ZM146 127L145 128V131H148L149 130V132H145L144 130H143V128L142 127ZM166 126V125H165ZM169 126V128H170V124L168 125ZM211 126V125H210ZM209 126V127H210ZM34 129H33V128ZM63 127H64V125H63ZM78 127L76 128V129H78ZM173 128H174V126H172ZM185 127H186V125H185ZM197 127V126H196ZM215 127V126H214ZM41 128H39V130L41 129ZM112 128V129H113ZM201 127H199V129H200ZM207 128H208V126H207ZM206 128V129H207ZM242 128V127H241ZM3 129V128H2ZM1 129V130H2ZM54 129V128H53ZM59 129V128H58ZM57 129V130H58ZM76 129H75V131H76ZM78 129V130H79ZM178 129H179V126H178ZM182 129V128H181ZM203 129V128H202ZM202 129H200V131H202ZM36 131L38 130V129H35ZM45 130V131H44ZM108 130H109V128H108ZM141 130H143L142 132H140ZM170 130H171V128H170ZM173 130V129H172ZM177 130V129H176ZM213 130V129H212ZM225 130V129H224ZM247 131H249L248 129H246ZM254 131H255V129H253ZM26 131H27V128H26ZM55 131V132H54ZM186 131V130H185ZM221 131V130H220ZM229 131H231V130H229ZM233 131V130H232ZM239 131V130H238ZM39 132V131H38ZM77 132V131H76ZM103 132H104V134H103ZM105 132H108V133H111V135H113V136H109V134L107 135V134H105ZM187 132V131H186ZM226 132V131H225ZM244 132H246V131H244ZM244 132L242 133H240V134H244ZM40 133V134H41ZM117 133V134H116ZM126 133H128V134H126ZM142 133H146V134H142ZM185 133V132H184ZM202 133V132H201ZM252 133H253V131H252ZM252 133H250V131H249V134H247V133H245L244 135H241L242 137H241V140H238V141H236L235 143H237V142H243L244 143V139H245V137H248V136H250V141H247L248 139H245L246 140V142L244 143V145H242V143H240V145H239V143H237L238 144V146H237V144H235L234 143V145L236 146V149L235 148H233V146L232 147H230L231 149L233 148L234 150H237L236 152L234 151H231V149L230 148H228V149H230V151L231 152H233L236 156H237V153H238V151H239V147H241L242 149H245V150H241V148H240V150L242 151V152H244V154L245 155H247V156H249L250 154L249 153H245V152H249V151H251V150H249V149H252V147H253V145H254V143H255V139H253L252 137H251V134ZM255 133H257L256 131H255ZM36 134H38V133H36ZM39 134V135H40ZM75 134V133H74ZM73 134V135H74ZM102 134V135H101ZM118 134H120V135H118ZM190 134H192V133H190ZM203 134V133H202ZM207 134V133H206ZM228 134V133H227ZM239 134V133H238ZM248 136H247V135ZM72 135V136H73ZM99 135H101V136H99ZM106 135V137H108V138H106V137H104ZM123 135H122V137H123ZM129 135V136H128ZM152 135V136H151ZM204 135V134H203ZM233 135V134H232ZM246 135V136H245ZM257 135V134H256ZM38 136V135H37ZM76 136V135H75ZM97 136H99L100 138V140H101V142L103 141V143H102V145L104 144V142H105V144H108V145H112V143H113V145L110 147V148H112L113 146H114V148H116V150H112V151H115V152H117V153H119L118 155H119V157L121 158V156H120V152H122V154H123V159H125V162H123L122 161V163H121V166H122V169H120L121 168V166H120V164H119V162H117L118 164H119V169L118 170H116L114 167H112L111 168V166H109V164H108V159H109V156H110V154L108 155V153L106 152V150L108 149V151H109V148H107L106 150L105 149H103V147H102V145H100V144H97L96 143V140H95V138L97 137ZM102 136L106 139V141H104V138H102ZM236 136H238V135H236ZM253 136V135H252ZM32 137V136H31ZM33 137V138H34ZM115 137V138H116ZM234 137H235V135H234ZM239 137V136H238ZM244 137V138H243ZM24 138H23V140H24ZM69 138H71L69 141H68V139ZM102 138V139H101ZM201 138V137H200ZM226 138H228V140H229V136L228 137H226ZM240 138V137H239ZM242 138H243V140H242ZM249 138V137H248ZM254 138H256V137H254ZM98 139V140H99ZM164 139H165V141H167V142H165L164 141ZM190 140H191V137L189 138ZM188 139V140H189ZM202 139V138H201ZM231 139V138H230ZM253 139V140H252ZM22 140V142H23V144L24 145H26V143H25V141H23ZM42 140H44V141H42ZM189 140V141H190ZM194 140V139H193ZM192 140V141H193ZM207 140H209V139H207ZM233 140V139H232ZM109 141V142H110ZM121 141H123L122 139H121ZM185 141V140H184ZM186 141H187V139H186ZM192 141H190V142H192ZM201 141H204V139L203 140H201ZM211 141V140H210ZM36 142V143H35ZM97 142H99V141H97ZM153 142V144L155 143V147L154 146H149L150 145V143H152ZM161 143V145H158L159 143ZM165 144H164V143ZM188 142V141H187ZM249 142V143H248ZM250 142H252V144L250 143ZM254 142V143H253ZM2 143V142H1ZM32 143H30V144H32ZM120 143V142H119ZM118 143V144H119ZM122 143V142H121ZM149 143V145H147ZM158 143V144H157ZM186 143V142H185ZM193 143H195V141L193 142ZM197 143V142H196ZM199 143V142H198ZM208 143V142H207ZM246 143L248 144V146L246 145ZM153 144H151V145H153ZM183 144V143H182ZM187 144H189V142L187 143ZM249 144H250V146L252 145V147H249ZM24 145H22V146H24ZM68 145V144H67ZM70 145V144H69ZM70 145V146H71ZM108 145H106V147H109ZM121 145V144H120ZM123 145V144H122ZM164 145V146H163ZM166 145V146H165ZM204 145H206V144H204ZM233 145V144H232ZM247 146L249 149L247 150L245 147L243 148L242 146ZM26 146V147H27ZM31 146V145H30ZM30 146H29V149H30ZM38 146V145H37ZM41 146V145H40ZM117 146V147H116ZM149 146V147H148ZM163 147L164 149L163 150H161L160 151V149L158 150V149H156V147H158V148H161V147ZM190 146V145H189ZM255 146V145H254ZM42 147V148H43ZM92 147H93V149L95 150L93 153H89L90 152V149H92ZM105 147V146H104ZM105 147V148H106ZM151 147V149L152 148H155L156 150H157V152H155V154H154V150H151L150 152L148 151V149ZM183 147H185V146H183ZM187 147V146H186ZM185 147V148H186ZM196 146H194L193 148H195ZM200 147V146H199ZM28 148V147H27ZM32 148H34L35 150L37 149V147L35 148V147H33L32 146ZM38 148H39V146H38ZM41 148V149H42ZM142 148H145L144 150H146V152H148L151 156L153 155V157H154V155H156L155 157H156V159H155V161H156V164L157 165H161V167H160V165L158 166L159 167V169L158 168H156V164L154 163V166H155V168H156V170H157V172H154L155 174H153L152 173V171H151V174L149 175H147V174H145V172H148L149 170H152V168L148 165V162L144 159L145 158V156L147 155H145L144 156V158H143V155H140V154H142L141 152L143 151L142 150ZM192 148V147H191ZM205 148V147H204ZM212 148H214V147H212ZM24 149H25V146H24ZM117 149H119V150H117ZM167 149L169 150V151H167ZM189 149V148H188ZM199 149V148H198ZM254 149V150H253ZM253 152L255 151V148L253 147ZM15 150V149H14ZM18 150V149H17ZM34 150V151H35ZM43 150V149H42ZM111 150V149H110ZM121 150V151H120ZM142 150V151H141ZM164 150H166L165 151V153L164 152H162V151H164ZM180 152H179V151ZM192 150V149H191ZM203 150V149H202ZM210 150V149H209ZM16 151V150H15ZM19 152L21 151L20 149L18 150ZM18 151L16 152L17 153V155L18 154H20V153H18ZM40 151V150H39ZM45 151V150H44ZM118 151H120V152H118ZM196 150H194V152H195ZM23 152V151H22ZM21 152V153H22ZM144 152V151H143ZM161 152V153H160ZM188 152V151H187ZM187 152H186V154H187ZM193 152V151H192ZM229 152V151H228ZM242 152L241 153H239V157H240V154H242ZM9 153V152H8ZM15 153V152H14ZM24 153V152H23ZM27 153V152H26ZM38 153V152H37ZM36 153V154H37ZM110 153H111V151H110ZM117 153H116V155H117ZM127 153V154H126ZM153 153V154H152ZM164 153V154H163ZM179 153V154H178ZM189 153V152H188ZM216 153H218V152H216ZM233 153H231V154H233ZM255 153V152H254ZM29 154H31V156H32V153H29ZM124 154H126V155H128V157L126 156V155H124ZM185 154V153H184ZM193 154V153H192ZM208 154V153H207ZM207 154H205V155H207ZM211 154V153H210ZM214 154V153H213ZM243 154V155H244ZM251 154H252V151H251ZM23 155V154H22ZM34 155V154H33ZM39 155H40V153H39ZM114 155V154H113ZM130 155V156H129ZM141 156V158H140V156ZM195 155V154H194ZM212 155V154H211ZM243 155L241 156V157H243ZM9 156V155H8ZM27 156V155H26ZM25 156V158H28V156L26 157ZM31 156H29V157H31ZM34 156H37V155H34ZM149 156V155H148ZM196 156V155H195ZM214 156H217V155H215L214 154ZM213 156V157H214ZM235 156V157H236ZM111 157V156H110ZM112 157H115V156H112ZM117 157V156H116ZM183 157H184V155H183ZM182 157V158H183ZM203 157V156H202ZM219 157V156H218ZM238 156L236 157V158H234V160L236 159V160H238V159H240L241 160V158H239ZM253 157H255V155L253 156ZM11 158H13V157H11ZM18 158H22V159H24L21 155H19V157ZM42 157H40V159H41ZM61 158V157H60ZM118 158V157H117ZM147 158V157H146ZM188 158V157H187ZM190 156H189V159L187 160L186 159V156H185V158L184 159H186L185 161H188V162H190L189 160H190ZM244 158V157H243ZM242 158V159H243ZM21 159V160H22ZM43 159H42V161H43ZM135 159V160H134ZM183 159V160H184ZM211 159V158H210ZM213 159V158H212ZM221 159V158H220ZM219 159V160H220ZM8 160V159H7ZM13 160V161H12ZM25 160V159H24ZM30 160V159H29ZM56 160H58V159H56ZM153 160V159H152ZM203 160V159H202ZM202 160H200V163L202 162ZM215 160V159H214ZM240 160H238V163L237 164H243V163H239L240 162ZM244 160H246V156H245V159ZM247 160H248V157H247ZM246 160V161H247ZM20 161V160H19ZM23 161V160H22ZM42 161H40V162H42ZM149 161L151 162V160L149 159ZM164 161V162H163ZM167 161H169V160H167ZM194 161V160H193ZM216 161V160H215ZM231 161V160H230ZM249 161V160H248ZM59 162H60V160H59ZM171 162H173V163H171ZM180 162V161H179ZM196 162H198V160L196 161ZM196 162L194 163V165L196 166L197 164H196ZM220 162V161H219ZM222 162V161H221ZM220 162V163H221ZM243 162V161H242ZM245 162V161H244ZM252 162V161H251ZM5 163L6 162H4V166H5ZM23 163H24V167L25 168H28V169H25L26 170V172H23V174L20 176L19 174H20V171L21 170H19V174L17 173V176L19 177L20 176V178L18 179V177L16 176V178L18 179V181H16V182H10L12 179H11V177H15V173L14 172H16L18 169H20V167H22L23 166ZM57 163V162H56ZM146 163V164H145ZM161 163H163V164H161ZM181 163H182V159H181ZM200 163H198V164H200ZM204 162H202V164H203ZM246 163L247 162H245L244 163V165H246ZM53 164V163H52ZM185 164V163H184ZM189 164V163H188ZM191 164V163H190ZM189 164V165H190ZM192 164H193V162H192ZM216 164V163H215ZM219 164V163H218ZM251 164V163H250ZM22 165V166H21ZM115 165H117L116 163H115ZM146 165V166H145ZM165 165V170L167 169V170H169L170 171V173H168L167 172V170L166 171H164L163 173H161V174H163V175H161L160 174V176H161V179H162V176H163V178H164V174H165V178L167 177L166 175H167V173H168V176H170V174H171V172H172V170H170V169H172L170 166L168 167V166H166ZM185 165H187V164H185ZM204 165V164H203ZM222 165V164H221ZM220 165V166H221ZM238 165V166H239ZM244 165H242L241 167H243ZM248 165V164H247ZM1 166V165H0ZM57 166V167H58ZM148 166V167H147ZM154 166H153V168H154ZM177 166V167H176ZM188 166V165H187ZM195 166H193L194 167V170H195ZM198 166V165H197ZM200 166H202V165H200ZM3 167V166H2ZM118 167V166H117ZM150 167V168H149ZM192 166H191V168L190 169H192L193 168ZM199 167V166H198ZM197 167V169L196 170H198L199 168ZM240 167V166H239ZM250 167V166H249ZM53 169L55 168V166L54 167H52ZM147 168H149L148 170H147ZM161 168V169H160ZM169 168V169H168ZM186 168V167H185ZM200 168H202V167H200ZM222 168V167H221ZM243 168H245V166L243 167ZM242 168V169H243ZM248 168V167H247ZM13 169H15V170H13ZM36 169H37V172H36ZM179 169V168H178ZM246 169V168H245ZM244 169V170H245ZM22 170H23V168H22ZM34 170H35V174L37 175V176H35V174H34V176H35V179H33L32 180V174H33V172H34ZM121 170H123L124 172H122ZM130 170L133 172V174H135L138 178L137 179H135L136 180V182L134 181V185H133V181L131 182V181H127V179H129L130 180V178H128V176L130 175V173L132 174V172H130ZM147 170V171H146ZM154 170V169H153ZM181 169H179V171H180ZM187 170V169H186ZM203 170H204V168H203ZM227 170V169H226ZM49 171H50V169H49ZM120 171L122 172V173H120ZM188 171V170H187ZM189 171H193V169L192 170H189ZM188 171V172H189ZM222 171V170H221ZM220 171V172H221ZM243 171V170H242ZM125 172H130L129 173V175H126L127 177L125 178L126 179V181L124 180V181H121L120 179H122V177H121V175L122 174H127V173H125ZM187 172V173H188ZM199 173L201 172L200 170L198 171ZM205 172V171H204ZM48 173V174H47ZM52 173V172H51ZM101 173H103L102 174V177H101ZM149 173H150V171H149ZM176 173V172H175ZM175 173H173L172 175H174ZM193 173H194V171H193ZM203 173V172H202ZM11 174V175H10ZM12 174H13V176H12ZM81 174L84 176V178L86 179V180H84L83 181V183H85L86 184V182H87V184L84 186V184H82V180L80 181L81 182V184H79L78 183V181H79V178H81L80 176H81ZM132 174V175H133ZM183 174V173H182ZM189 174H191V176H192V173H189ZM195 174H196V172H195ZM73 175L75 176V175H78L77 177H78V181L76 180L77 178L76 177H73ZM80 175V176H79ZM143 175H146V177H140V176H143ZM159 175V174H158ZM185 175H186V173H185ZM184 174H183V176H185ZM201 175H203V174H201ZM204 175H205V173H204ZM210 175V174H209ZM208 175V176H209ZM227 175H228V173H227ZM104 176V177H103ZM157 175H155V177H156ZM160 176H157L156 177V181L160 178ZM179 176H181V173H180V175ZM211 176V175H210ZM219 177H220V174L218 175ZM37 177V178H36ZM71 177L72 178H74L73 180L75 181H72L71 180ZM94 177V178H93ZM123 177H125V175L123 176ZM129 177H133V176H129ZM151 177V176H150ZM149 177V178H150ZM155 177H151L152 179H154V180H152L151 178L149 179L150 180V182H151V180H152V182L154 183L155 182ZM176 177V176H175ZM188 178H189V175L187 176ZM203 177V176H202ZM134 178H136V177H134ZM145 178V179H144ZM185 178V177H184ZM183 178V179H184ZM193 178V177H192ZM191 178V179H192ZM195 178V177H194ZM196 178H199V179H201L200 178V175H199V177H196ZM196 178H195V180H196ZM225 178V177H224ZM228 178H229V176H228ZM11 179V180H10ZM16 179V180H17ZM83 179V178H82ZM88 179V180H87ZM91 179V180H90ZM161 179H159V180H161ZM181 179V178H180ZM199 179H197L198 181H199ZM204 179V178H203ZM209 179H210V177H209ZM212 179V178H211ZM210 179V180H211ZM217 179H218V177H217ZM225 179H227V178H225ZM132 180V179H131ZM139 180V181H140ZM149 180H148V182H149ZM208 180V179H207ZM206 180V181H207ZM228 180V179H227ZM227 180H226V182H227ZM229 180H230V178H229ZM228 180V181H229ZM86 181V182H85ZM91 181V182H90ZM141 181H140V183H141ZM164 182V179L163 180H161L160 182ZM171 181V180H170ZM173 181H175V180H173ZM181 181V180H180ZM203 181V180H202ZM205 181V180H204ZM209 181V180H208ZM207 181V182H208ZM212 181H214V180H212ZM225 181V180H224ZM231 181V180H230ZM229 181V182H230ZM73 182V183H72ZM90 182V183H89ZM149 182V183H150ZM158 182L159 181H157V183L155 182L154 183V185L152 186L153 188H154V186H156L155 184H158ZM167 182V181H166ZM172 182V181H171ZM199 182H201V181H199ZM199 182L197 183V184H199ZM210 182V181H209ZM226 182H222V184H225ZM79 184L78 186H77V184ZM92 183V184H91ZM148 183V184H149ZM165 183V182H164ZM178 183H180V182H178ZM202 183V182H201ZM213 183V182H212ZM162 184L163 183H160V186L161 187H159L158 189H157V186H156V189H157V191L161 188H164V187H162ZM168 184V183H167ZM167 184H165L166 186H169V185H167ZM172 185H173V183H171ZM184 185H185V183H183ZM182 184V185H183ZM193 184H195V183H193ZM203 184V183H202ZM206 184V182L204 183V185ZM211 184V183H210ZM214 184V183H213ZM45 185H44V188H45ZM81 185H83V186H81ZM150 185V184H149ZM182 185H180V187L182 186ZM183 185V186H184ZM207 185V184H206ZM226 185H231V186H227V187H230V188H232V186H235L236 184H228V182L226 183ZM79 186H81L82 188H79ZM120 186H122L123 187V193H124V195L123 196H119V195H117L120 199L119 200H117V196H116V192H117V194H118V190H119V187ZM145 186H147L148 188H145ZM182 186V187H183ZM187 186V185H186ZM201 186V185H200ZM220 186V185H219ZM222 186V185H221ZM220 186V187H221ZM39 187V186H38ZM85 187H87V189L88 188H90V189H92V188H94V189H96L95 191H96V195L95 196H93L92 194H93V191L92 190H94V189H92L91 190V192L89 191L90 189H88V191H86L87 193L89 192V196L87 195H85V194H87L86 192H85ZM151 187V189H153ZM194 187V186H193ZM192 187V188H193ZM204 187H206V186H204ZM225 187V185H223L222 186V188H224ZM236 187H238V186H236ZM41 188V187H40ZM171 188H173V186L171 187ZM171 188H170V190H171ZM188 188H190L189 186H188ZM200 188V187H199ZM198 188V189H199ZM203 187H201V192H202V190L204 189H202ZM217 188V187H216ZM230 188H229V190H227V191H229L228 193L227 192H225V193H227V194H230V195H233L234 197H235V195H234V192H233V189H235V188H232V192H233V194H232V192L230 191ZM36 189V188H35ZM43 189V188H42ZM41 189V190H42ZM80 189H82V190H80ZM155 189V188H154ZM156 189L154 190V191H152L153 192V194H157V195H159V194H161L160 196H161V199L163 198L162 196H164L163 195V192H161L160 193V191H162V190H160L159 191V194L157 193V191H156ZM166 189L167 190H169V188H167L166 187ZM180 189V188H179ZM196 189V188H195ZM206 189V188H205ZM219 189V192H220V188H218ZM218 189H217V192H218ZM225 189V188H224ZM224 189H222V190H224ZM236 189H238V188H236ZM77 190H79L81 193H83V191H84V194H82V195H80V197L81 196H83L82 198H84L85 196V198H89V200H87L86 199V203H84V206L83 207H85V210H80V209H78L77 210V207L78 206H75L76 207V209H75V207H74V209L76 210V211H78V214H80V218L78 217L79 215L77 214V212H75V214H73L74 213V210H73V213H71V211H66V212H61L60 211V209H61V207H60V203H58V201L60 200L61 201V199L62 198H64V199H62L63 201H67V199H70L73 195H75V198H74V196L72 197V199L74 200V202H75V199H80V197H79V194H81V193H79L78 194V191ZM173 190V189H172ZM178 190V189H177ZM180 190H182V189H180ZM179 190V191H180ZM197 190V189H196ZM195 190V191H196ZM208 190V189H207ZM207 190H206V192H207ZM239 190V189H238ZM74 191V192H73ZM95 191H94V193H95ZM174 191V190H173ZM176 191V190H175ZM174 191V192H175ZM193 192H194V190H192ZM205 191V190H204ZM212 191H213V194H215L214 193V189H212ZM212 191L210 192L209 190H208V192H210L211 194H212ZM225 191V190H224ZM224 191H223V193H224ZM18 192V193H17ZM35 192H37V193H35ZM40 192V191H39ZM42 192V191H41ZM73 193V194H70V195H68L69 193ZM148 192H150V191H148ZM165 192H167V191H165ZM169 192V191H168ZM167 192V193H168ZM172 191H170V193H165V195L167 194V195H169V194H172L171 193ZM178 192V191H177ZM182 192H183V190H182ZM186 192V191H185ZM192 192V193H193ZM197 192H198V190H197ZM199 192H200V189H199ZM207 192V193H208ZM14 193H17V194H15V195H17V197H16V199H15V197H13V194ZM68 193V194H67ZM75 193V194H74ZM151 193V192H150ZM187 193V192H186ZM185 193V195H187ZM205 193V192H204ZM223 193H221V194H223ZM115 194V195H114ZM120 195H121V193H119ZM145 194V195H144ZM178 194V193H177ZM199 194V193H198ZM197 194V195H198ZM202 194H203V192H202ZM202 194H199L198 196H199V200H201V197L202 196H204V194L202 195ZM210 194V195H211ZM212 194V195H213ZM217 195L219 194L220 195V193H216ZM226 194V196L225 195H220L219 196V202L217 203V204H219L220 206H222V205H224V207H222L224 210L225 209H228V212H227V210H225L227 213H230V211L232 210V211H234V213L235 214H238L239 212V214H238V219H237V221H238V223H237V225H236V227L238 228V229H240V233H239V237H238V240L239 241H241V242H243V245L245 246L244 247V250H245V252L242 254H234V253H226V258L225 259H223L224 261L223 262H221L220 260V262L218 261V263H221V264H226L227 263V261H228V264H264V245H262V244H264V243H262V241H261V236H262V234H264V192H262L261 193V198H260V200H257L256 201V203L254 204V207H252L251 209H249V211L248 210H246L245 211V208H243L244 206H242V204L240 203L241 201L239 200V198L237 197V199H236V203H234L232 200L234 199L235 200V198H233V196H229V199L227 198V195ZM11 195V197L9 198V196ZM39 195V194H38ZM41 195V194H40ZM66 195H67V197H66ZM78 195V197H76ZM85 195V196H84ZM90 195L91 196H93L92 198L90 197ZM106 195H108V196H106ZM135 195H134V197H135ZM165 196V197H167L168 198V196ZM178 195H180V194H178ZM200 195H202L201 197H200ZM205 195H207L206 193H205ZM212 195L211 196H209V194H208V199H210V198H212L211 200H210V202H213L214 200H216V198H218V197H216L214 200H213V197H215V196H213L212 197ZM65 196V197H64ZM68 196H70L69 198H68ZM106 196V197H105ZM114 196H116V197H114ZM140 196V195H139ZM139 196H138V200L140 199L139 198ZM150 196V195H149ZM171 196V195H170ZM175 196V195H174ZM188 196V195H187ZM187 196H185L186 198H188V200L190 199V197H192V196H190V197H187ZM194 196H196V195H194ZM198 196H196V197H198ZM122 197V198H121ZM164 197V198H165ZM172 197H173V194H172V196H171V198H169V199H172ZM179 197V196H178ZM184 197V196H183ZM195 197V199H197ZM205 197V196H204ZM203 197V198H204ZM14 198V199H13ZM30 198V197H29ZM34 198V197H33ZM41 198V197H40ZM59 198H61V199H59ZM66 198V199H65ZM91 198V199H90ZM142 198H141V201L142 202H144V200H142ZM146 198V197H145ZM177 198V197H176ZM194 198V197H193ZM206 199H207V197H205ZM204 198V199H205ZM231 198V199H230ZM233 198V199H232ZM122 199V200H121ZM134 199H136L137 200V197H135ZM148 199V198H147ZM166 199V198H165ZM203 199V200H204ZM34 200H36V199H33L32 201H34ZM71 200V199H70ZM85 200V199H84ZM137 200V203L140 201H138ZM146 200V199H145ZM163 200V199H162ZM177 200V199H176ZM198 200V199H197ZM196 200V201H197ZM199 200H198V203H199ZM238 200L240 201V202H238ZM11 201V202H12ZM59 201V202H60ZM63 201L61 202V203H63ZM72 201V200H71ZM76 201H78V200H76ZM103 201H105V202H103ZM165 201V200H164ZM163 201V202H164ZM168 201V200H167ZM174 202H175V200H173ZM180 201V200H179ZM190 201H192V199L190 200ZM207 201V200H206ZM31 202V201H30ZM74 202L73 203H71L70 202V204H72V206H74ZM147 202V201H146ZM162 202V203H163ZM170 202L171 201H169V204H170ZM173 202V203H174ZM181 202V201H180ZM188 202V201H187ZM203 202V201H202ZM205 202V201H204ZM230 202H232V203H230ZM4 203V204H3ZM67 203H69L68 201H67ZM77 203V202H76ZM176 203H178V201L176 202ZM194 203V201L192 202V204ZM215 201L213 202V204L215 205ZM18 204V205H17ZM28 204V203H27ZM140 204V205H139ZM139 204H138V206H141V203L139 202ZM143 204H145V203H143ZM142 204V205H143ZM164 204H165V202H164ZM166 204H168L167 202H166ZM185 204H186V202H185ZM197 204V203H196ZM208 204H209V202H208ZM213 204H210L208 207H205L204 206V209H210L211 207H213L212 205ZM216 204V206H218L217 208H219V205H217ZM228 204V205H227ZM5 205V206H6ZM11 205H12V203H11ZM29 205V204H28ZM28 205H27V208H28ZM32 205H33V203H32ZM82 205H83V202H82ZM175 205H177V204H175ZM199 205V204H198ZM59 206V207H58ZM80 206V205H79ZM165 206V205H164ZM174 206V205H173ZM178 206H179V203H178ZM189 206H191L190 204H189ZM194 206V205H193ZM192 206V207H193ZM211 206V207H210ZM216 206H215V208H216ZM228 206V207H227ZM54 207V208H53ZM200 206H198V208H199ZM226 207V208H225ZM9 208H10V205H9ZM60 208V209H59ZM80 208H82V207H80ZM118 208V210H119V212L121 213H119L118 212V210H116ZM186 208V207H185ZM188 208V207H187ZM194 208H196V207H194ZM197 208V210L195 211V213L199 210ZM202 208V207H201ZM216 208V209H217ZM89 209H91L90 210V212H88V211H86V210H89ZM165 209V208H164ZM168 209H170V208H168ZM188 209H192V208H188ZM187 209V210H188ZM216 209H214V207H213V209L211 208V210H210V214H208L209 216L211 215L212 216V213H213V216H216L217 215V213H221V209H218V211H215ZM223 209H222V213H224V211H223ZM1 210V209H0ZM24 210V209H23ZM29 210V209H28ZM69 210H72V207H71V209H69ZM208 210L206 211V213L208 212ZM244 210V211H243ZM7 211V210H6ZM83 211H84V213H86L87 212V214H85V218H83V216H84V214H83ZM86 211V212H85ZM166 210H164V212H165ZM176 211H178V210H176ZM189 211V210H188ZM200 211H201V214H205V211L203 210H201L200 209ZM213 211V212H212ZM3 212H5L4 211V209H3ZM2 212V213H3ZM11 212V211H10ZM118 212V213H117ZM167 212H168V210H167ZM171 212V211H170ZM179 212V211H178ZM190 212V211H189ZM193 213H194V211H192ZM216 214H215V213ZM237 212V213H236ZM22 213H23V211H22ZM172 213V212H171ZM232 213V212H231ZM230 213V214H231ZM18 214L20 215L21 214V212L19 213L18 212ZM18 214H17V216H18ZM24 214V215H25ZM82 214V215H81ZM117 214H119V215H117ZM170 214V213H169ZM189 214H191V212L189 213ZM198 216L200 215V213H199V211H198ZM225 214V213H224ZM229 214V215H230ZM3 214H0V218H3L4 216H6V215H3ZM9 215V214H8ZM7 215V216H8ZM78 215V216H77ZM87 215V216H86ZM172 215V214H171ZM206 215V214H205ZM22 216V215H21ZM170 216V215H169ZM169 216H168V218H169ZM195 216H197L196 214H195ZM211 216H210V218H211ZM227 214H226V219H227ZM20 217V216H19ZM74 217V219L75 218H79V219H77V222H75V224H74V220L72 219ZM86 217H88V220H86L87 218ZM171 217V216H170ZM193 217H194V215H193ZM207 217V216H206ZM217 217H219V216H217ZM221 217V216H220ZM224 217V219H225V216H223ZM228 217H230V216H228ZM237 217V216H236ZM195 218V217H194ZM197 218V220H198V218H200V217H196ZM213 218V217H212ZM222 218V217H221ZM4 219H5V217H4ZM80 219H83V220H80ZM201 219V218H200ZM207 219V218H206ZM14 220H15V217H14ZM19 220V219H18ZM24 220V221H23ZM58 220H59V222H58ZM86 220V221H85ZM203 220H204V217H203ZM211 220V219H210ZM219 220V219H218ZM232 220V219H231ZM230 220V221H231ZM2 221H3V225H4V220L2 219ZM13 221V220H12ZM57 221V223H53V222H56ZM75 221H76V219H75ZM178 221V220H177ZM228 221H229V219H228ZM227 221V227H228V225H230V223L232 222H228ZM236 221V220H235ZM51 222H52V224L53 225H51V226H49L50 224H51ZM71 222V223H70ZM121 222V223H120ZM196 222V221H195ZM204 222V221H203ZM225 222V221H224ZM17 223H19L18 221L16 222V220H15V224H17ZM200 223V222H199ZM221 223V222H220ZM219 223V224H220ZM6 224V223H5ZM7 224L5 225V226H7ZM68 224H70L69 226H68ZM74 226H73V225ZM195 224H197V223H195ZM201 224H203V223H201ZM212 224H213V222H212ZM63 225V226H62ZM65 225V226H64ZM68 227H67V226ZM129 225V224H128ZM204 225V224H203ZM216 226L218 225V222H217V224H215ZM223 225V224H222ZM225 225V224H224ZM233 225H234V223H233ZM0 226H1V224H0ZM4 226V228H3V233L4 232H6L5 231V229H7L6 227ZM178 226H180V225H178ZM231 226V225H230ZM61 227H63V228H65V232L63 231L64 229L62 228L61 229ZM70 227V228H69ZM203 227V226H202ZM214 227V226H213ZM217 227H219V225L217 226ZM235 226H234V228H236ZM240 227V228H239ZM175 228H177L176 226H175ZM181 228V227H180ZM180 228H178V231L180 230ZM199 228H200V224H199ZM204 228V227H203ZM224 228V227H223ZM226 228V227H225ZM11 229H12V227H11ZM15 229V228H14ZM213 228H212V226H211V230H212ZM1 230V229H0ZM182 230V229H181ZM180 230V231H181ZM226 230H227V228H226ZM228 231V230H227ZM242 231H244V232H242ZM213 232H214V230H213ZM226 232V231H225ZM242 232V233H241ZM205 233H206V231H205ZM166 234V233H165ZM0 235H2V232L0 233ZM178 236H179V234H177ZM209 235V234H208ZM205 236V237H207V241H208V237H209V239L211 238L210 237V235L209 236ZM4 236V235H3ZM2 236V237H3ZM172 236V235H171ZM173 236H176L174 233H173ZM180 236H181V234H180ZM199 236V235H198ZM203 236V235H202ZM213 236V235H212ZM229 236V235H228ZM168 237V236H167ZM195 237V236H194ZM225 237H227V235H225ZM0 238H1V236H0ZM170 238V237H169ZM199 238H200V236H199ZM203 238V237H202ZM171 239V238H170ZM1 240H2V238L0 239V242H1ZM197 240V239H196ZM204 240V239H203ZM205 241V240H204ZM188 242V241H187ZM166 243V242H165ZM195 243V242H194ZM203 243V242H202ZM166 244H169V246H168V248L170 249V248H172V253H173V251L175 250V254H176V249L178 250V248H179V250H178V252L180 251V250H182V246L180 247V243H177V245H175V244H173L172 243V245H174L173 247H172V245L170 246V243H166ZM178 244H179V247H177L178 246ZM184 244V243H183ZM190 244V243H189ZM208 244V243H207ZM167 246V245H166ZM187 246V245H186ZM176 247V248H175ZM191 247H193V246H191ZM207 247V246H206ZM198 248V247H197ZM197 248L195 249L194 248V250L196 251L197 250ZM209 248V247H208ZM193 250V251H194ZM215 250H220V249H215ZM169 251V250H168ZM223 251V250H222ZM177 252V253H178ZM173 253V254H174ZM184 253H185V249H184ZM102 254H104V255H102ZM171 253H169V255H170ZM191 254V253H190ZM225 254V253H224ZM227 254H228V258H227ZM163 255V254H162ZM172 255V254H171ZM195 255H197V254H195ZM235 255V256H234ZM174 256V255H173ZM224 256V257H225ZM202 256H200V258H201ZM200 258H198V259H200ZM158 259V258H157ZM157 259H154V260H157ZM197 259V258H196ZM131 259H129V261H130ZM151 260V259H150ZM175 260H176V258H175ZM184 260V259H183ZM183 260H177V261H173L174 263L173 264H175L176 262H178L179 261V263L181 262L182 264H183ZM201 260V259H200ZM106 261H108V260H106ZM129 261H128V263H129ZM134 261H135V259H134ZM133 261V262H134ZM144 261L145 260H142V259H140V261H139V263L140 262H143V264H144ZM161 261V263L162 264H167V263H169V262H171L170 260H165L164 259V261H165V263H164V261H163V259H162V257H161V259L159 260V262ZM185 261H187V260H185ZM226 261V262H225ZM126 263H127V261H125ZM149 262V261H148ZM158 261H156V263H157ZM159 262L157 263V264H159ZM196 262V261H195ZM123 263V262H122ZM125 263V264H126ZM127 263V264H128ZM132 263V262H131ZM138 262H134V264H139ZM145 263H146V261H145ZM160 263V264H161ZM186 262H184V264H185ZM198 263V262H197ZM206 264H207V262H205ZM215 263H217V262H215ZM121 264V263H120ZM124 264V263H123ZM141 264V263H140ZM147 264H154V262H149V263H147ZM170 264V263H169ZM196 264V263H195Z\"/></svg>",
  "mask_w": 264,
  "mask_h": 264
}]
</instances>
